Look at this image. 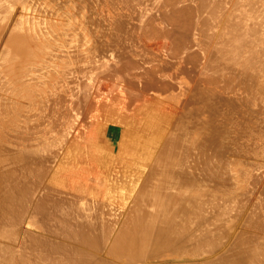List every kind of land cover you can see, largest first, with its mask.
Wrapping results in <instances>:
<instances>
[{"label": "bare ground", "instance_id": "6f19581e", "mask_svg": "<svg viewBox=\"0 0 264 264\" xmlns=\"http://www.w3.org/2000/svg\"><path fill=\"white\" fill-rule=\"evenodd\" d=\"M8 0H0V6H2L3 4H5V5H8V4H14L15 5V3H21L22 5H23V7H24V5H26L24 8H22V11H23V9H25L26 11L28 10V12H30V13H33L32 11H34V8H33V6H32V10L30 11V6H29V2H28V0H27V3H26V1L24 0V2H21V1H17V0H12L13 2L12 3H10L11 2V0H10V2L8 1ZM30 1V0H29ZM50 1H52V0H50ZM50 1H48V2H50ZM56 1V0H55ZM58 1V0H57ZM67 1V0H66ZM65 0L63 1H60V2H66ZM79 1V0H78ZM81 2H82V0H80ZM79 1V2H80ZM99 1V0H98ZM103 1V0H102ZM105 1V0H104ZM104 1H103V3H104ZM109 1V0H108ZM119 1H121V4L120 5H122L123 7H125L127 4H130L132 1L133 2H136V1H134V0H131V1H129L128 0V3L127 2H125V0H119ZM118 1V2H119ZM138 1V0H137ZM140 1V3L141 4H143V3H145V4H143L142 5V8H141V10H143L142 12V15H143V18L146 16V15H144V12L146 11V9H148L149 10V8H151V7H154L155 5L156 6H158L157 5V1H158V4H160L159 6H160V8H163V7H161V6H163L164 5V8L163 9H165V12H167L166 11V8H165V6H167V4L165 5V3L164 2H162L161 0H155L156 2V4L155 5H153V3H152V5L153 6H150L151 5V3H149V2H152L153 0H150L149 2H148V0H147V2H144L143 0L141 1V0H139ZM146 1V0H145ZM163 1H165V0H163ZM177 1V0H176ZM174 2V0H173V2L174 3H177L176 5H180V2H179V4H178V1L177 2ZM183 1H185V0H182L181 2H183ZM187 1V0H186ZM185 1V4L187 3ZM192 1V0H191ZM190 1V2H191ZM228 1H230V0H228ZM228 1L226 2V0H193L192 1V3L194 2V3H196V6H195V8L194 7H192L193 6V4H192V6H190L191 8L190 9H192L193 10V13H195V14H193L192 13V11L189 13V10H187V9H189L188 7H189V5L191 4H187L188 5V7H187V9H185V11L187 10V16H188V14H190V18H192V19H196V24H197V26H198V29L199 28H201V31H199L198 29V31H195L196 29H192V27L194 28V26H195V23L193 24V26L192 27H190L192 30H194L195 32H198L197 34H195V35H199V38H200V36H201V38H205V40L207 39L208 40V43H207V40H206V42H203V40H201V38H200V40H198L199 38L198 37H196V36H194V38L197 40V42L198 41H200V42H198L199 44H197V42H196V40L194 41V43H191V42H189V44L191 43V46L193 47V44H195V42H196V44H195V46L197 47V45L199 46V48L197 47V50H198V52H195L194 50V52L197 54V56H194L193 54H194V52L193 51H191L192 53H191V55H192V57H190L191 55H190V53H189V57H190V63L192 64V61H194V57H195V62H196V64H197V66H196V64H195V66H194V69L196 68V67H199L200 68V70H199V72L198 73H201L202 74V76L204 75L205 77H204V80H205V78H208L210 75H216V76H218V77H224V79H225V76H226V81H229V80H227V76H228V74H227V70H229L230 69V65L232 66L231 68L232 69H234L235 71L233 72V77H235V75L236 76H242L243 77V79H244V81L243 82H246V83H254V85L255 86H257L258 87V89L259 90H262V91H260V95H261V100H262V106H259L258 107V105H257V102L260 100H257L256 101V97L254 96L253 98H251L252 99V102H253V105L257 108V112H258V114L260 115V117H262V119H263V123H264V0H233L234 2H233V4L232 5H227L228 4ZM232 1V0H231ZM15 2V3H14ZM36 2V1H35ZM34 2V3H35ZM41 2H43V1H41ZM44 4L43 5H45V4H48V6L51 4H49L48 2H47V0H44ZM53 2V1H52ZM59 2V3H60ZM68 2V1H67ZM74 2V1H73ZM92 1H90V3H91ZM111 3H113L112 2V0L110 1ZM118 2H117V4H118ZM123 2V3H122ZM133 2H132V5H131V8H132V6H133V8H135L136 6H135V4L137 3H134V5H133ZM160 2V3H159ZM165 2H168V5H171V0L169 1H165ZM7 3V4H6ZM18 3V4H19ZM26 3V4H25ZM36 3H38V7L40 8L41 6H39L40 4V1L38 2V0H37V2ZM57 3V2H56ZM56 3H55V5H56ZM77 2H75V5H77L76 4ZM90 3H88V4H90ZM96 3H97V1H96ZM125 3H127L126 5H124ZM139 2L137 3V4H140ZM146 3H149V5L148 4H146ZM170 3V4H169ZM184 3V2H183ZM183 3H181V6H183ZM230 3H232V2H229V4ZM20 4V5H21ZM92 4V3H91ZM100 4V3H99ZM105 4V3H104ZM163 4V5H162ZM184 4V5H185ZM9 5V6H10ZM20 5H17V8H18V6H20ZM36 5V4H35ZM62 5V4H61ZM72 5H73V3H72ZM115 5V4H114ZM173 5V4H172ZM9 6H5V9H4V7H3V10L1 9V11H0V15H1V13H3L2 15H4L7 11H5L6 10V8H7V10L9 9L10 11H12L13 9L15 10V6L14 7H12L13 5H11V7L10 8H8ZM47 5L46 6H44V8L46 7V9H47V7H48ZM57 6V5H56ZM87 6V5H86ZM89 6V5H88ZM95 6V5H94ZM93 6V7H94ZM113 5H111V7H112ZM116 6V5H115ZM128 6V5H127ZM141 6V5H140ZM140 6H139V9H140ZM147 7V8H145V9H143V7ZM159 6H158V10H159ZM174 7H178V6H175V4L173 5ZM173 6H171V7H173ZM180 6V7H181ZM20 7H22V6H20ZM28 9H27V8ZM37 7V6H36ZM60 7V6H59ZM77 7L79 8L80 6H78L77 5ZM82 7V6H81ZM85 7V6H84ZM84 7H82L83 9H85ZM91 7H92V5H91ZM122 7V8H123ZM129 7V6H128ZM128 7H127V10H129L128 9ZM168 7H170V6H168ZM173 7V8H174ZM0 8H2V7H0ZM38 8V9H39ZM43 8V7H42ZM50 10H51V8L50 7H48ZM61 8L62 9H64L63 8V6H61ZM107 8V7H106ZM126 8V7H125ZM132 8V9H133ZM137 8H138V6H137ZM136 8V9H137ZM173 8H167L168 9V11H169V9H170V12L172 11L171 9H173ZM182 8V7H181ZM185 7H183L182 9H184ZM36 9V8H35ZM56 9H57V7H56ZM69 9V8H68ZM70 9L72 10H70V12H72L71 13V16L73 15V13H74V9H72L71 7H70ZM81 9V8H80ZM82 9V10H83ZM87 9H88V7H87ZM93 9V8H92ZM99 9V8H98ZM112 9V8H111ZM136 9H133V11L134 10H136ZM155 9H156V7H155ZM174 9H176V8H174ZM8 10V11H9ZM20 11H21V9H19ZM45 10V9H44ZM53 10V9H52ZM51 10V11H52ZM54 10H55V8H54ZM59 10V9H58ZM82 10H80V11H82ZM91 10V9H90ZM94 10V12H95V9H93ZM96 10H97V8H96ZM126 10V11H127ZM147 10V11H148ZM151 10H152V8H151ZM158 10H155L154 11V9L152 10V12H157ZM179 10H180V8L178 9V12H179ZM46 11V10H45ZM44 11V12H45ZM50 11V12H51ZM64 11H66V9L64 10ZM63 11V12H64ZM79 11V10H78ZM130 11H132L131 9H130ZM132 11V12H133ZM140 11V10H139ZM146 11V12H147ZM161 11V10H160ZM164 11V10H163ZM162 11V12H163ZM175 12H176V14L178 13L177 12V9L176 10H174ZM172 12L173 14L175 13V12ZM13 12V11H12ZM15 12V11H14ZM27 12V13H28ZM35 12V11H34ZM39 13H40V11H38ZM38 12L36 13L35 12V14H37L38 15ZM50 12H48V13H50ZM55 12H58V11H56L55 10ZM62 11H60V13H61ZM61 13V17L62 16H65L64 14L65 13ZM131 12V13H132ZM137 12L138 11H136V14H137ZM151 12V13H152ZM160 13L159 12V14L160 15H162L163 13ZM170 12H167L166 14L168 15V17L169 18H171L169 15H171V14H169ZM183 10L182 11H180L179 12V14L180 15H183ZM18 13H20V12H18ZM25 13L26 12H24V15H25ZM26 13V14H27ZM66 13H67V11H66ZM77 13V9H76V11H75V14ZM79 13V12H78ZM96 13V12H95ZM44 14V13H43ZM55 14V13H54ZM63 14V15H62ZM67 14H69V12L67 13ZM85 14V13H84ZM92 14V13H91ZM103 14V13H102ZM134 14H135V11H134ZM134 14H131V16H133ZM141 14V13H140ZM140 14H137L136 16H138V15H140ZM147 14V16H149L148 15V13H146ZM156 14V13H155ZM157 14H158V12H157ZM165 14V15H166ZM175 14V15H176ZM178 14V15H179ZM185 14H186V12H185ZM191 14H193V16L194 15H196V14H199L198 16L196 15V17L194 16H192ZM6 15H7V13H6ZM10 15H11V13L9 12V14L7 15L8 17H4L3 16V18H0V20L1 19H3V21L0 23V27H1V33H0V40L1 41H4L5 42V45L3 44V45H1V48L3 49V48H5V49H3L4 51H7V54L3 51V54L4 55H0V58H2L3 56H4V58L6 59L5 60V64L3 63L4 62V58L3 59H0L1 61H0V64L1 63H3L4 64V67L2 68V73L4 72L3 71V69L5 70V74L3 73V75L2 74H0V75H2V77L4 76V79L5 80H3L2 79V81H4V82H2L1 83V85H2V92H5V94L6 93H8L9 95H12L13 97L14 96H16V97H14V98H17V96H18V98H22V100L24 99V100H26V101H30V103H35L36 104V106L38 105V103L40 102V97L42 96V95H47L48 93H51V92H53L54 91V88H52V90H50V88L48 89V91H51V92H45L46 91V89L44 88V86H45V84H46V80L48 81V79H47V76L49 75V73H48V71L50 72V70L48 69L49 68V66H50V68H51V62H48L47 60H46V58L45 57H47V56H45L46 55V49H48L47 48V46L49 47V48H52V46H53V44H52V46H51V43H54V46L53 47H55V45H56V47L58 46L59 48L61 47L62 48V50H61V48L59 49L58 47V49L59 50H61L60 52H63V49H67V47L68 46H65V48H63L64 46H63V44H65V45H67L66 44V42L64 43V40H63V37L62 38H59V37H61L60 35H65L66 33H68V31L67 32H65V33H63L64 32V30H61L62 28L63 29H65L64 28V26L63 27H61V26H59L58 27V29L59 30H61V31H59L58 32V29H56V27L58 26V25H56V26H53L52 25V27H50V25L48 26L46 23L47 22H44V21H49V23H50V18L52 17H49V19L50 20H48V19H46V20H44V18H42V19H40V20H42L43 21V24L41 25V26H43L44 24H45V26H48V28L50 29L49 30V32H47V31H42V29H44L45 27H43V28H41V26H40V28L37 26V24L39 23V22H37L38 21V18H39V16L37 17V15H36V17H32V16H29V15H26V17H24V16H22L21 14V16L22 17H24V19H26L27 18V16L29 17L28 19H26L27 21H24L23 20V18H22V20L24 21V22H22V24H20V26L19 25H17L18 27H16V28H13L14 26H13V18H11L10 17ZM12 15H13V13H12ZM40 15V14H39ZM56 16H57V13L55 14ZM93 15V14H92ZM106 15V14H105ZM164 15V14H163ZM163 15H162V17H163ZM204 17H203V16ZM40 16H42V15H40ZM58 16H59V12H58ZM71 16L69 15V17L67 18L66 16V18L68 19V21L69 20H71L72 22H73V19H75L76 20V18H78V17H76V18H71ZM75 16V15H74ZM77 16V15H76ZM85 16V15H84ZM96 16V15H95ZM98 16V15H97ZM128 16V15H127ZM126 15H125V17H127ZM141 16V15H140ZM151 16V15H150ZM177 16V15H176ZM186 16V17H187ZM192 16V17H191ZM201 16V17H200ZM17 17V16H16ZM31 17H32V20H33V18H35V20H36V22H37V24L35 23V21H32L31 20ZM60 17V18H61ZM161 17V16H160ZM167 16H165V17H163L162 19H165ZM168 17H167V19L166 20H168ZM180 16H177L175 19L177 20V21H179L180 23H177V24H179V25H177V26H183V25H185L187 22H192V21H194V20H188L187 18H186V23L184 22V24L183 23H181V21H180V19L183 17L184 18V16H182V17H180V19L178 20L177 18H179ZM15 18V17H14ZM19 18V16L17 17V19ZM48 18V17H47ZM55 18V17H54ZM53 18V19H54ZM66 18H65V20H66ZM81 18V20L82 19H84L85 17H79L78 18V21L76 20V22H78L79 24H80V22H82L81 20H79ZM112 18H114V17H112ZM117 19H118V17H116ZM122 18V17H121ZM136 18H138V17H136ZM140 18V17H139ZM143 18L141 17V19H139V21H143L142 23L144 24V21L145 20H143ZM173 18H174V16H173ZM173 18L171 19L172 21H173ZM182 18V20L184 21V19ZM189 18V19H190ZM85 19H87V17L85 18ZM85 19L83 20V21H85ZM91 19V18H90ZM89 19V20H90ZM98 18H96V21L98 22V20H97ZM108 19V18H107ZM125 19V21H126V18H124ZM135 19V18H134ZM151 19H153L152 17L149 19V17H147L146 18V21L147 20H151ZM174 19V21H176ZM21 20V21H22ZM39 20V21H40ZM56 20H59L58 18L57 19H55V21ZM62 20V19H61ZM64 20V19H63ZM64 20V21H65ZM74 20V21H75ZM89 20H87L88 21V24L90 23L89 22ZM92 20V19H91ZM90 20V21H91ZM101 20L103 21L104 20V18H101ZM110 19H108V21H109ZM115 20V19H114ZM138 20V19H137ZM154 20V19H153ZM15 21V20H14ZM42 21H40V23H42ZM52 21H54V20H51V22ZM67 21V20H66ZM67 21V22H68ZM107 20H105V22H106ZM116 21H118V20H116ZM115 21V22H116ZM119 21L121 22V20H120V18H119ZM119 21H118V23L117 24H115L116 25V27H118L119 25L118 24H120L119 23ZM128 21V20H127ZM126 21V22H127ZM129 21H131V18L129 19ZM132 21H134V20H132ZM131 21V22H132ZM174 21H173V24H174ZM17 22V21H16ZM56 22H60V20L59 21H56ZM66 22V23H67ZM70 22V21H69ZM63 23V22H61V24L63 23L64 25H65V27L67 26H70L69 24H71L72 22H70V23ZM75 22V23H76ZM97 22H95L94 24H97ZM101 22V21H100ZM100 22H98V23H100ZM104 22V23H105ZM110 22V21H109ZM123 22V21H122ZM131 22H129V24L131 23ZM138 22V21H137ZM152 22H154V25L155 26H157L156 24V22L157 21H152ZM33 23H35V24H33ZM74 22L72 23V26H70V27H74V29H71V28H69V31L71 30V34H73V37H74V39H78V41H75L74 39H73V37L72 38H70V45H71V39H73V41H74V43L75 42H79V38H78V36L79 35H77V32H78V30L79 29H77L78 27H79V25H78V23H77V25H78V27L76 28V24H75ZM85 23H87V22H85ZM91 23H93V20H92V22ZM102 23V22H101ZM111 23V22H110ZM124 24H125V22H123ZM128 23V22H127ZM126 23V24H127ZM148 23V25H150V24H153V23H151L150 22V24H149V22H147ZM147 23H146V27L148 26L147 25ZM190 23L188 24H186V25H190ZM193 23V22H192ZM201 24V26H199L200 24ZM17 24V23H16ZM58 24H60V23H58ZM62 24V25H63ZM124 24H121L120 26H122V27H125L124 26ZM128 24V25H129ZM133 24V23H132ZM132 24H130V25H132ZM140 24H141V22H140ZM143 24H141L142 25V27H141V29L144 27L147 31H148V29L150 28V27H152V26H150L149 28L147 27H145V24H144V26H143ZM176 24V23H175ZM180 24H182V25H180ZM199 24V25H198ZM15 25V24H14ZM39 25V24H38ZM90 26H91V24H89ZM88 25V26H89ZM98 25V24H97ZM96 25V26H97ZM101 25H104V24H101ZM107 25H108V23H107ZM114 25V26H115ZM118 25V26H117ZM136 25V24H135ZM134 25V26H135ZM159 25H161V23H158V26ZM85 27H86V24L84 25ZM89 26V27H90ZM95 26V25H94ZM93 26V27H94ZM106 26V25H105ZM110 26H111V24H110ZM119 26V27H120ZM127 26V25H126ZM133 26V27H134ZM157 26V27H158ZM163 26V25H162ZM161 26V27H162ZM167 26V25H166ZM176 26V27H177ZM103 27V26H102ZM122 27H120V28H122ZM136 27H137V25H136ZM165 27V26H164ZM179 28V29H182V28ZM47 28V29H48ZM88 28V27H87ZM96 28H99L98 26L96 27ZM100 28H101V26H100ZM128 28V27H127ZM131 28V27H130ZM130 28H128V30L130 29ZM140 27H139V25H138V28H136V29H139ZM159 28H160V26H159ZM167 28V29H166ZM165 29L167 30H165V29H163L162 30V28H160L161 30L160 31H166V32H164V33H167V35H170L171 36V34H172V36L171 37H175V35H173V34H175L174 32H171V30H170V32H171V34L168 32V28L169 27H166ZM67 29V28H66ZM81 29H83V26H82V28H81V25H80V31H82ZM91 29H94L95 31H97L96 29H95V27L94 28H92V26L90 27V29H89V31L91 30ZM106 29H109L108 28V26H106ZM106 29H103V30H106ZM124 29V28H123ZM122 29V30H123ZM141 30V31H146V30ZM151 29V34H153V32H158L159 31V29H157V31H155L156 30V28H155V30L154 29H152V28H150ZM150 29H149V31H150ZM188 29V28H187ZM190 29V30H191ZM68 30V29H67ZM85 30V32H87L86 31V28L84 29ZM84 30H83V32H82V34L84 33ZM88 30V29H87ZM101 30V29H100ZM102 30V31H103ZM112 30V29H111ZM111 30H109V31H111ZM115 30V29H114ZM125 31H123L124 33H122L121 35L123 36V34H124V36H125V34H126V38H127V33H126V31H127V29L125 28L124 29ZM131 31H133L132 33H133V35H135L136 36V34H138V32H140L139 30H138V32H136V34H134L135 32H134V30L135 29H130ZM152 30H154V31H152ZM184 30V29H183ZM191 30V31H192ZM79 31V32H80ZM102 31H101V33H102ZM108 31V30H107ZM107 32V33H110L111 34V32ZM116 31H118V28H116ZM119 31H121V29H119ZM146 31V32H147ZM173 31V30H172ZM188 31V30H187ZM189 32V34L190 33H195L194 31L193 32ZM79 32H78V34H79ZM99 30L97 31V32H95L96 34H95V36L96 35H98L99 33ZM103 32H106V31H103ZM112 32H114V31H112ZM89 34H92L91 32H88ZM98 33V34H97ZM106 33V34H107ZM116 33V32H115ZM129 33V32H128ZM132 33H131V35H132ZM141 33V32H140ZM145 33V32H144ZM141 33V34H143V35H145V34H147L148 36H146L147 38L149 37L150 38V36H149V33L150 32H147V33ZM164 33H162L161 32V34L160 33H158L159 35L158 36H160V35H164ZM169 33V34H168ZM188 33V32H187ZM105 33H104V38L102 37H100V39L102 40L103 39V42L105 41V35H106ZM118 34V33H117ZM120 34V33H119ZM130 34V33H129ZM139 35V37H140V39H141V36L142 35ZM155 34V33H154ZM157 34V33H156ZM47 35V38L45 37ZM70 35V34H69ZM81 35V34H80ZM86 34H84L83 36H85ZM112 35H114V33L112 34ZM162 35V36H163ZM167 35H164V37L165 36H167ZM184 35V34H183ZM185 35H186V33H185ZM184 35V36H185ZM194 35V34H193ZM82 36V35H81ZM81 36H79V37H81ZM92 36V35H91ZM101 36H102V34H101ZM118 36V35H117ZM145 36H144V38H145ZM152 36V35H151ZM153 36H155V35H153ZM157 36V37H158ZM162 36H160V38H162ZM169 36V37H170ZM176 36H178V35H176ZM180 36H181V34H180ZM186 36H189V35H186ZM183 37L185 40L187 39V37ZM191 36V35H190ZM189 36V37H190ZM203 36V37H202ZM5 37L6 38H8L6 41H5ZM49 37H50V39H52V41L53 42H49ZM70 37V36H69ZM69 37H67V38H69ZM88 36H86V38H87ZM96 37H98L99 38V36H96ZM108 37V36H107ZM111 37V36H110ZM114 37L116 38V36L114 35ZM121 37V36H120ZM120 37H117V39L116 40H120ZM131 37V36H130ZM130 37H128V38H130ZM163 37V38H164ZM168 37V36H167ZM166 37V39H168L169 40V37L167 38ZM191 37H193V36H191ZM43 38V40H44V42L41 40ZM64 38H66V36L64 37ZM83 38V37H82ZM82 38H80L81 39V41H83L82 40ZM93 38H94V36H93ZM97 38V39H98ZM114 38V39H115ZM119 38V39H118ZM122 38V37H121ZM124 38V37H123ZM132 38V37H131ZM130 38V39H131ZM135 38H137V37H135ZM147 38H145V40L147 39ZM148 38V41H149V44H150V39ZM156 38V37H155ZM162 38V39H163ZM175 38H177V37H175ZM180 38V37H179ZM179 38H178V40H179ZM63 40V43H61V41H59V40ZM85 39V38H84ZM88 39H92V38H89L88 37ZM99 39V40H100ZM113 39V36H112V38H111V42H112V40H113V42L115 41ZM130 39H127L128 40V43H129V40ZM133 39V38H132ZM131 39V41L130 42H132L133 40ZM138 40H139V38H137ZM137 39H134L135 40V42H136V40ZM156 39H158V38H156ZM171 39V38H170ZM87 40V39H86ZM95 40H96V38H95ZM100 40V41H101ZM127 40H124V41H127ZM151 40L153 41V40H155L154 38L152 39L151 38ZM172 40V39H171ZM173 40H175V39H173ZM182 36H181V43H182V45H180L181 47H185L186 46V44L185 43H187V41H188V39H187V41L186 42H182ZM192 40V39H191ZM88 41V40H87ZM98 41V40H97ZM121 41H123V39H121ZM144 41V40H143ZM147 41V40H146ZM163 41H165L164 39H163ZM176 41V40H175ZM190 41V40H189ZM85 42V40L83 41V43ZM89 42V41H88ZM102 42V43H103ZM111 42H108V44L107 45H109V43H111ZM116 42V41H115ZM115 42H114V44H115ZM156 42H158V41H155V43L154 44H156ZM192 42H193V40H192ZM3 43V42H2ZM48 43H50V44H48ZM74 43H72V44H74ZM89 43H91V42H89ZM89 43H88V45H89ZM119 43V42H118ZM124 43V42H123ZM138 43V42H137ZM136 43V44H137ZM173 42L172 41H170V44H172ZM175 43V42H174ZM180 42H179V44H181ZM207 43V44H206ZM76 44H78V45H80V47H84V45L82 44V42H81V44H80V42L79 43H76ZM75 44V46H78V45H76ZM87 44V43H86ZM92 44V43H91ZM100 44V43H99ZM111 44H113V43H111ZM120 44H121V42H120ZM124 44H126V43H124ZM123 44V45H124ZM146 44H148V42L146 43ZM145 44V45H146ZM152 44H153V42H152ZM151 44V45H152ZM161 44H164V45H162L164 48H166V46L168 45L167 44V42L166 43H164V42H161L160 43V45H158V46H160L161 47ZM165 44H167V45H165ZM169 44V45H170ZM176 44V43H175ZM177 44H178V42H177ZM177 44H176V46H177ZM185 44V45H184ZM206 44V45H205ZM69 45V46H70ZM100 45H102V44H100ZM117 45H119V44H117ZM116 45V46H117ZM132 46L131 44H128V46ZM157 45V44H156ZM3 46V47H2ZM51 46V47H50ZM75 46H73V49H74V47ZM87 46V45H86ZM90 46V45H89ZM94 46V42H93V45H92V47ZM98 47H99V45H97ZM96 46V47H97ZM119 46H121V47H124L125 48V45L124 46H122V45H119ZM127 46V45H126ZM134 46H135V44H134ZM134 46L132 47L133 48V50L135 49L134 48ZM153 46V45H152ZM158 46H156V47H158ZM172 46V45H171ZM170 46V47H171ZM173 46H174V44H173ZM172 46V47H173ZM176 46L174 47V48H176ZM179 45H178V47H180ZM187 46H189V45H187ZM191 46H189L188 48H187V50H186V48H184V50L185 51H190V47ZM195 46L193 47V48H195ZM72 47V46H71ZM78 48V51H79V54L78 55H80L82 52H84L83 50H85L86 51V48L84 49L83 48V50H81V48ZM91 47V46H90ZM101 47V46H100ZM99 47V48H100ZM109 47V49H110V46H108ZM114 47H115V45H114ZM118 47V46H117ZM136 47V46H135ZM137 47H138V45H137ZM136 47V49H135V51H133V50H131V48L128 50V54L130 55V54H133L132 52H134V55H136V51H137V56H144L143 58H140V59H142V60H145V61H149V66H150V59L149 58H151V57H153V58H151V60L152 59H154V55L156 54L155 53V51L153 52L151 49H152V47H151V51H152V53H154L153 55H152V53H151V57L149 56L150 55V53H149V55L147 56V54H146V52H145V49H144V52H145V54L146 55H144V52H143V50H142V52H141V50H140V52H141V54H143V55H139V49ZM145 47V46H144ZM143 47V48H144ZM150 47V46H149ZM159 47V48H160ZM170 47H168L169 48V50L167 51V52H169V51H172V49L170 50ZM181 47L179 48L180 50H181ZM43 48L45 49V50H43ZM75 48H77V47H75ZM98 48V49H99ZM101 48H103V46L101 47ZM111 48H113V46L111 47ZM120 48V47H119ZM124 48H123V51L125 52L126 51V48H125V50H124ZM141 48H142V46H141ZM145 48H147V46L145 47ZM162 48V47H161ZM174 48H173V50H174ZM1 49V50H2ZM54 49V48H53ZM56 49V48H55ZM58 49H56V50H58ZM65 49V50H66ZM69 49V48H68ZM70 49H72V48H70ZM70 49H69V51H70ZM72 49V50H73ZM89 48H87V50H88ZM92 49V48H91ZM94 49V48H93ZM92 49V50H93ZM97 49V48H96ZM97 49V50H98ZM105 49H106V47H105ZM109 49H107V51H108V56L109 55H111V56H109V57H113L112 55L113 54H118V53H121L120 51H119V49H118V53L117 52H113V53H111V51H109ZM115 49V48H114ZM122 49V48H121ZM178 49V48H177ZM0 50V51H1ZM65 50H64V52H65ZM75 50H77V49H75ZM95 50V49H94ZM94 50H93V52H94ZM102 50V49H101ZM110 50H112V49H110ZM115 50H117V49H115ZM154 50V49H153ZM157 50V49H156ZM164 51H165V49H163ZM180 50H179V52H178V54L180 53ZM192 50V49H191ZM43 51H45V53L43 52ZM47 51H51L50 53L52 54L53 52L55 53V52H57V51H53L52 52V50L51 49H49V50H47ZM78 51L76 52V53H74V52H72V53H74V54H76L75 56H77V53H78ZM91 51V50H90ZM96 51V50H95ZM102 51H104V50H102ZM102 51H101V54H100V57H99V55H98V52H97V56L99 57V59L101 58V56L104 54H102ZM106 51V52H107ZM122 51V50H121ZM129 51H131V53H129ZM146 51H148V50H146ZM158 51V50H157ZM156 51V52H157ZM175 51H176V49H175ZM175 51H173V54L174 55H176V53H174ZM59 52V51H58ZM66 52H68V50L66 51ZM110 52V53H109ZM124 52H122L123 54H127V53H124ZM161 51H159V53H160ZM182 52H183V54L185 55V53H184V51H183V49H182ZM45 55H44V54ZM72 53H70L69 52V54L67 55V54H62V55H64V56H60L61 54L60 53H56V54H60L59 55V57H61L60 58V60H62V61H64V63H66V61L65 60H67V62H68V60H69V62H70V59L71 58H74V56L73 55H71V56H73V57H71L70 58V54H72ZM85 53V52H84ZM84 53H82V57L83 58H85V55H84ZM91 53H92V51H91ZM100 53V52H99ZM158 53V52H157ZM158 53V54H159ZM170 53V52H169ZM172 53V52H171ZM0 54H1V52H0ZM6 54V55H5ZM47 54H49V53H47ZM94 54V56H95V53H93ZM123 54H121V55H123ZM157 54V56H156V58L158 57V56H160V55H158ZM166 54H168V53H166ZM182 53H181V55H183ZM186 54H188V52L186 53ZM41 55V56H40ZM67 55V56H66ZM89 55H91V54H89ZM88 54H86V59H88L89 57H91V56H89ZM105 55V54H104ZM103 55V56H104ZM119 55V54H118ZM120 55V56H121ZM129 55L128 56H126V55H123V56H126L127 58H129V60L130 61H128L127 59H125V57H123L124 59H122L121 61H123L124 60V62H125V60H127L124 64H126L127 62H131V60H132V63H133V60L136 62V63H139V64H137V67L135 66V64H133L134 66H131V68L133 69L134 67L135 68H138V67H140L139 65H141L140 64V61L139 60H137V58H136V60H135V57H133V56H131L130 55V57H132V58H130L129 57ZM165 55V54H164ZM180 55V56H181ZM198 55H199V59H197L198 58ZM6 56V57H5ZM8 56V57H7ZM45 56V57H44ZM52 56V55H51ZM50 56V54H49V58H50V60L52 61L53 59L55 60V58H53V57H51ZM53 56H54V54H53ZM56 56V55H55ZM54 56V57H55ZM81 56H79V58H81ZM102 56V57H103ZM105 56H107V55H105ZM105 56L103 57V58H105ZM145 56H146V58H145ZM161 56H163V55H161ZM159 57L158 59H160V61H162L164 58H162V57ZM168 56H170V54H168ZM177 56H179V55H177ZM179 56V57H180ZM187 56V55H186ZM186 56H185V61H187V58H186ZM194 56V57H193ZM47 57V58H48ZM66 58L65 60L64 59H62V58ZM67 57L69 58V59H67ZM78 57V56H77ZM97 57V58H98ZM109 57H107V58H109ZM114 57H117V56H114ZM113 57V58H114ZM122 57V56H121ZM149 57V58H148ZM184 57V56H183ZM197 57V58H196ZM48 58V59H49ZM79 58L77 59L76 57L74 58V60L73 59H71V60H73L74 61V63H75V61H76V59H77V61L76 62H78L77 64L78 65H80V61L82 62V60L85 62V60L82 58L80 61H79ZM93 55H92V57L91 58H89L90 60H88L89 61V63H87L88 61L86 60V64H91L92 65V63H94L93 65H95V62H97V64H98V62L99 61H96V60H98V59H96L95 60V62H94V59L95 58H93ZM147 58H148V60H147ZM155 58V59H156ZM161 58H162V60H161ZM165 58H166V56H165ZM174 58V57H173ZM181 58V57H180ZM179 58V61H180V63L182 62V60ZM56 59H58L57 57H56ZM91 59L93 60V62L91 61ZM112 59V58H111ZM119 59H121L120 57H119ZM139 59V58H138ZM154 59V60H155ZM158 59H156L158 62H159V60ZM168 59H170V60H173V59H171V56H170V58L168 57L165 61H166V63H164V66H165V64H167L168 62H169V64L171 63V61L169 60L168 61ZM53 60V62H55ZM59 60V59H58ZM57 60V62L58 63H60V60L58 61ZM100 60H102V59H100ZM107 61V59L105 58L104 59V61ZM109 60H110V58H109ZM108 60V61H109ZM115 61V62H117V59L115 60V58L114 59H112V61ZM155 60V61H156ZM174 60H175V58H174ZM177 60H178V57H177ZM192 60V61H191ZM111 60L109 61V63H106L107 65L105 66V68H104V70L105 69H107V67L109 66L108 64H110L111 62H112ZM119 62H117V63H115V62H113V63H115V64H113V65H110V67L111 66H113L114 68H112L111 67V69L112 70H109L110 69V67H109V71H111V73L108 71V72H106L107 70H102V71H104V73H105V76H106V73H107V76L109 75V73H110V76H109V80L110 81H112L113 79H110V77L112 78V71H113V69H114V73H115V70H116V68H117V66H114V65H116V64H119L120 63V60H118ZM138 61V62H137ZM157 61H156V64H158L157 63ZM72 62V61H71ZM70 62V63H71ZM84 62H82L83 64H84ZM134 62V63H135ZM154 62V61H153ZM153 62H151V63H153ZM173 63H175L174 61H172ZM189 62V61H188ZM58 63H57V66L56 67H58ZM63 63V62H62ZM70 63H68V64H70ZM73 63V62H72ZM74 63L72 64L73 66H71V67H69V68H71L70 70L72 71V72H75L76 71V66L77 65H75V71H73L72 70V67H74ZM100 63H102L101 61H100ZM99 63V65L101 66L102 65V67L104 66L103 64H100ZM122 64H123V62H121ZM144 63V62H143ZM160 63V62H159ZM176 63H177V61H176ZM175 63V64H176ZM194 63V62H193ZM37 64H38V68H40V70H42V72H44V70L46 69H48V71H45V72H47L46 74H48L47 76H46V80L44 81L43 79H44V74H45V72H44V74H42V72H41V74L39 73V72H37L36 71V73H38V74H36V73H33V69L34 68H31V67H35V65L37 66ZM61 64V63H60ZM83 64H81V65H83ZM112 64V63H111ZM121 64V65H122ZM155 64V65H156ZM161 64V63H160ZM159 64V65H160ZM169 64H167L166 66H168ZM34 65V66H33ZM53 65V64H52ZM91 65H89V69H90V66ZM120 65V66H121ZM127 65H128V63H127ZM126 65V67H128L129 65H131V63L127 66ZM154 65V64H153ZM153 65H151V66H153ZM162 65H163V63H162ZM54 66V65H53ZM53 66H52V68H53ZM62 65H60V67H61ZM88 66V65H87ZM87 66L86 65H83V69L84 70H82V71H84V72H82V74H83V76L82 75H80V73H79V75L81 76V77H84L85 76V72H87L86 70L88 69L87 68ZM96 66V65H95ZM119 65H118V68L120 67ZM124 66V65H123ZM123 66H121L122 68H123ZM145 66V65H144ZM148 66V65H147ZM148 66V67H149ZM63 68H64V66H62ZM79 67V66H78ZM81 67H79L78 69H77V71L78 72H80L79 70H80V68ZM86 69H85V68ZM92 67V66H91ZM141 67H143V66H141ZM160 67H161V65H160ZM37 68V69H38ZM51 68V69H52ZM65 68L67 69L68 67H66V65H65ZM64 68V69H65ZM94 68V70H95V74H97V73H99L100 75H99V77L100 76H102V74L100 73V71L98 70L97 71V69H100V67H98V66H96V68L97 69H95V67H93ZM93 68L92 69H90L91 70V73H92V70H93ZM118 68H117V70H116V73L115 74H117V75H115L114 73V75L116 76L115 78H118V77H121L120 75H121V73H122V77L121 78H124L123 76V74H125V72H122L123 70H122V68L120 69V70H118ZM131 68H129L131 71L130 72H128V73H131L132 72V74H134V76H137V75H139L140 73V71H142V70H140L139 72H137V75L135 74L136 73V69L134 70V71H132V69ZM155 68H158V67H155ZM36 69V67H35V70H37ZM60 69V68H59ZM88 69V70H89ZM102 69V68H101ZM163 69H164V67H163ZM162 68L160 69L161 71L163 70ZM166 69V68H165ZM53 70V69H52ZM54 70H55V67H54ZM90 70L88 71V72H90ZM122 70V71H121ZM127 70V69H126ZM126 70H124V71H126ZM138 70H139V68H138ZM150 70V69H149ZM157 70V69H156ZM155 70V71H156ZM56 71H58V69L56 68ZM64 71V70H63ZM66 71V70H65ZM64 71V72H65ZM76 71V74L75 73H73L74 74V78H77V76L75 77V75H78L77 72ZM96 71H97V73H96ZM119 71H121V72H119ZM153 71V70H152ZM155 71H153V72H155ZM165 71V70H164ZM196 71H198L197 69H196ZM201 71V72H200ZM227 71V72H226ZM231 71V70H230ZM229 71V72H230ZM63 72V74H66V72L64 73ZM72 72L70 73V76L72 75L73 76V74H72ZM120 73L119 75H118V73ZM143 72H145V71H143ZM143 72L141 73L142 74V76L141 77H143ZM148 72V71H147ZM147 72H145V73H147ZM152 72V73H153ZM159 72V71H158ZM157 72V73H158ZM166 72V71H165ZM226 72V73H225ZM228 72V73H229ZM0 73H1V70H0ZM52 73V72H51ZM54 73V72H53ZM52 73V74H53ZM60 73H61V75L58 73V76H63V77H66L65 75H62V70H60ZM68 73H69V71H68ZM89 74V73H87V74H89L88 76H90V78L92 77V75H94L93 73L92 74ZM103 73V72H102ZM103 73V74H104ZM139 73V74H138ZM149 73H150V71H149ZM160 73V76H162V74L164 73V72H162V74H161V72H159ZM51 74V75H52ZM86 74V75H87ZM127 74V73H126ZM126 74H125V76H126ZM131 74V76H133ZM156 74V73H155ZM227 74V75H226ZM231 74V73H230ZM34 75H35V77H34ZM55 75H57V74H55ZM66 75H68V74H66ZM114 75H113V77H114ZM145 75V74H144ZM148 75V74H147ZM146 75V76H147ZM200 75V74H199ZM34 77V79H36V76H38V79H36V80H34L33 79V77ZM53 76V75H52ZM71 76V77H72ZM96 76V75H95ZM106 76V77H107ZM118 76V77H117ZM130 76V75H129ZM130 76V77H131ZM149 76H152V75H149ZM153 76H155L154 74H153ZM177 76V75H176ZM179 76V75H178ZM216 76L215 77H213L214 79L216 78ZM19 77H21L22 79H20ZM43 77V78H42ZM54 77V76H53ZM57 77V76H56ZM60 77H58V78H60ZM62 77V78H63ZM69 77V76H68ZM68 77H67V80H68ZM80 77V78H81ZM99 77H97V78H99ZM106 77H104V75H103V78L104 79H106L107 80V78ZM126 77H128V76H126ZM138 77V76H137ZM148 77V76H147ZM146 77V78H147ZM158 77H159V75H158ZM157 77V78H158ZM200 77V76H199ZM212 77V76H211ZM218 77H217V79L216 80H218ZM228 77H231V75L230 76H228ZM1 78V77H0ZM48 78H50V76H48ZM73 78V77H72ZM89 78V77H88ZM87 78V79H88ZM95 78V77H94ZM101 78V77H100ZM133 78V77H132ZM139 78V77H138ZM137 78V79H138ZM210 78V77H209ZM208 79L209 81V84L212 86V83L213 82H215V81H213L214 79ZM239 78V77H238ZM24 79V81H22ZM34 80V81H39V79H41L42 81H41V84L42 83H44V84H42L43 86H39V85H37L36 83L37 82H35V86H39V88L41 87V91H38L37 90V88L35 89L33 86H31V85H33V83L34 82H31V80ZM51 79H52V77H51ZM57 79V78H56ZM56 79H54V80H52V82L54 81V82H57V81H55ZM78 79V78H77ZM87 79H85V80H81L80 81V83H83V82H85V83H83V85H85L86 83H87ZM124 79H126V78H124ZM134 79V78H133ZM133 79H131V78H129V81L131 80H133ZM141 79V78H140ZM139 79V80H140ZM143 79V78H142ZM141 79V80H142ZM150 79H153V78H151L150 77ZM201 79H203V78H201L200 77V80ZM223 79V78H222ZM229 79V78H228ZM241 79V78H240ZM240 79H238V80H240ZM1 80V79H0ZM21 82V86L19 85L20 84V82ZM57 80H59V79H57ZM64 79H62L61 81H63ZM66 80V79H65ZM69 80H71V79H69ZM90 80V79H89ZM94 79H91L90 81H93ZM99 79H97V81H98ZM104 80V82H101L102 83V87H104L103 86V83L105 84V82H106V85L107 86H109V84H111L109 87H106V88H108V90H109V88L110 89H112L113 87H112V83L110 82L109 83V81L107 80ZM134 80H136V79H134ZM133 80V81H134ZM140 80V81H141ZM147 80V79H146ZM156 80V79H155ZM207 80V79H206ZM213 82H212V81ZM60 81V80H59ZM58 81V82H59ZM75 81V80H74ZM73 81V82H74ZM78 81H79V79H78ZM90 81L88 82V84H86L85 85V87H84V89H83V87H82V84H79V85H81V89H80V87H79V85L78 86H76L77 85V82H75L76 84H75V86H74V89H75V87H79V90L81 91V94H82V98H80L81 96H79V95H81V94H79V95H76V94H78V93H75V95H74V93H73V95H74V97H73V99H74V101L75 100H77L76 98H80V99H78L77 101H78V103L77 102H75V103H77V104H75L76 106L78 105V110H79V108H80V110L83 112V110H84V107H85V102H86V100H89L88 98H92V100H93V103H90V104H93V106H90V104L88 103V102H92L91 100L90 101H87V103L89 104L88 106H86V109L85 110H87L88 108L90 109V107H93V109H94V112H93V109L91 108V110H90V112L88 111L87 113H89V114H86V116H83V117H85L86 119L85 120H87V118L89 117V120H87V121H89V123L88 122H83V120H82V122H83V124L85 123V125H87V124H91V126L93 125V124H96L97 126H98V124L97 123H99L101 120V118H104V120H106L107 119V121H105V124L103 125V135L105 136V138H107V140H108V143H107V145L108 146H110L111 144H112V142L111 141H113V139L115 138V136H116V130H117V126H114L115 128L114 129H112L111 130V126H113V125H116V124H114V122H111V123H113V125H110L109 124V121H108V116H109V118L111 119L112 117V119L111 120H113L114 119V117L115 116H117L116 114H115V110L113 109V107H112V105L114 104V102L113 101H111L110 100V102H109V104H110V107H111V110L112 111H114V115L111 117L110 116V114L112 113V112H110V114H108V112H109V108L110 107H107V105L105 104V106H106V109L105 110H107V108H108V112H107V114H105V117H103L104 115H102V114H100L99 113V110L98 109H95L96 107L97 108H100V101H101V96L99 95V94H102V93H98L97 91H100V92H103L102 91V89L100 88L101 86V83H100V85L97 83H95L94 81H93V83H95L97 86H98V88L99 89H96V88H94L92 85H93V83H92V85L91 84H89L90 83ZM96 81V80H95ZM99 81H103V79L102 80H99ZM98 81V82H99ZM114 82L116 81V79L115 80H113ZM119 81H120V78H119ZM118 81V82H119ZM128 81V80H127ZM159 81V80H158ZM197 81V80H196ZM202 82L201 83H203L204 81L203 80H201ZM230 81H231V79H230ZM229 81V82H230ZM241 81V82H242ZM1 82V81H0ZM32 83V84H28L27 85V83ZM49 82H51V81H49ZM53 82V84L52 85H54L55 87H57L56 85L58 84V82L57 83H54ZM63 82H65V81H63ZM63 82H61L60 84H65V85H69V82L67 81V84L66 83H63ZM72 82V83H73ZM117 82V81H116ZM136 82V81H135ZM139 82V81H138ZM148 82V81H147ZM221 82V81H220ZM16 83H19V84H17V85H15L14 86V84H16ZM26 83V84H25ZM39 83V82H38ZM79 83V82H78ZM109 83V84H108ZM130 82H128V84H129ZM131 83H133L134 84V82H131ZM200 83V82H199ZM224 83V84H223ZM234 83V82H233ZM239 83V82H238ZM40 84V85H41ZM49 84V83H48ZM50 84V85H51ZM56 84V85H55ZM60 84H59V86H60ZM70 84H71V82H70ZM114 84V83H113ZM118 84V83H117ZM116 84V85H117ZM133 84H129V85H132V86H135V85H133ZM137 84H139V83H137ZM194 84H196V83H194ZM209 84H205L206 86L207 85H209ZM215 84H217V82L215 83ZM215 84H213V85H215ZM219 84V83H218ZM227 84H229V83H227ZM226 84V82H225V80L223 81V82H221V85L219 84V86H221L222 87V85H223V87L222 88H224V85L226 86L227 85ZM22 85H25V86H22ZM52 85H51V87H52ZM64 85V86H65ZM88 85H89V91H87L88 89H86V91H84L85 90V88L87 87L88 88ZM115 85V84H114ZM119 85V84H118ZM126 85H127V83H126ZM209 85V86H210ZM234 85V84H233ZM232 84H231V86H233ZM236 85V84H235ZM234 85V86H235ZM48 85H46V87H47ZM53 86V87H54ZM59 86L57 87L58 88V91L60 92V90H59ZM73 86H71V89H70V91L73 89ZM90 86H92V87H90ZM95 86V85H94ZM128 86V85H127ZM126 86V87H127ZM218 86V87H219ZM230 85L228 86H226V87H228V91H229V87H231ZM252 86V85H251ZM49 87V86H48ZM61 87V86H60ZM69 87V86H68ZM114 87H116V86H114ZM119 88V90L120 89H122V88H120L121 86H118ZM129 87V86H128ZM213 87V86H212ZM221 87H219L218 89H222ZM226 87H225V90H227L226 89ZM237 87V86H236ZM243 87V86H242ZM254 87V86H253ZM45 89V91H44V89ZM61 88H63L62 90H61V92L63 91V92H67L68 91V88H67V90L65 91V88L64 87H61ZM117 88V87H116ZM123 88H124V86H123ZM130 88V87H129ZM129 88H127V90L129 89ZM149 88V87H148ZM151 88V87H150ZM202 88L204 89V87H201V88H199L200 90H197V93L198 94H204V93H206L204 90V92L202 91ZM208 88V91L209 90H213V92H215V93H217V91L215 90V88L216 87H214L213 89L211 88L210 89V87H207ZM232 88V87H231ZM248 88V87H247ZM1 89V88H0ZM73 89V91L75 92V90ZM78 89V88H77ZM101 89V90H100ZM105 89V87L103 88V90ZM249 89H250V87H249ZM57 90V89H56ZM77 91V92H79L80 93V91ZM116 90V89H115ZM115 90H109V91H111L112 92V94H113V92H117V91H115ZM130 90H133L132 88L130 89ZM158 90V89H157ZM205 90H206V88H205ZM223 90V89H222ZM234 90H236V88L234 89ZM1 91V90H0ZM44 91V92H43ZM73 91H71V92H73ZM83 91H84V93H83ZM122 91V90H121ZM151 91V90H150ZM202 91V92H201ZM241 91V90H240ZM1 92V93H2ZM42 92V93H41ZM55 92V91H54ZM62 92V93H63ZM104 92H105V90H104ZM103 92V93H104ZM106 92H107V90H106ZM201 92V93H200ZM212 92V93H213ZM222 93L221 92V90H219L218 91V93ZM230 92V91H229ZM1 93H0V95H1ZM44 93H46V94H44ZM58 93V92H57ZM68 93V92H67ZM70 93V92H69ZM108 93V92H107ZM118 93H119V91H118ZM117 93V94H118ZM132 93H134V92H132ZM136 93V92H135ZM144 93V92H143ZM223 93H226L225 94V96H227V98H228V96L230 97L231 95H227L228 94V92H225V91H223ZM234 93H236V92H234ZM240 93V92H239ZM4 94V93H3ZM52 94V96H53V94L54 93H51ZM72 94V93H71ZM84 94V95H83ZM116 94V93H115ZM115 95L116 97L118 96V95ZM128 94H130V92L128 93ZM128 94H127V96H128ZM139 94V93H138ZM142 94V93H141ZM242 94V93H241ZM49 95V94H48ZM56 95V94H55ZM62 95V94H61ZM64 95V94H63ZM65 95H66V93H65ZM104 95V94H103ZM110 95V94H109ZM137 95V94H136ZM136 95H135V98H136ZM144 95H146V93H144ZM143 95V96H144ZM198 96V98L199 99H201V96ZM206 95H208V92L205 94V96ZM213 95L215 96V94H210V96H212L213 97ZM259 95V94H258ZM5 96V95H4ZM57 96V95H56ZM55 96V97H56ZM67 96V95H66ZM70 96V95H69ZM79 96V97H78ZM112 97L114 96V95H111ZM114 96V97H115ZM132 96H133V94H132ZM140 95H137V97H139ZM202 96H204V95H202ZM219 96H221V95H219L218 94V98H219ZM1 98L3 97V95H1L0 96ZM48 97L49 96H47V99H48ZM51 97V96H50ZM58 97H60V95L58 94V96L56 97V102L54 101V99L55 98H53V97H51V101L53 102H55V103H57V102H59V100H60V98H58ZM62 97H64V96H62ZM105 97V100H106V103H108V101H107V98H106V93H105V96H103V98ZM120 97V96H119ZM130 97V96H129ZM209 97V96H208ZM246 97H247V95H246ZM245 97V98H246ZM0 98V99H1ZM38 98H39V101H38V103H36V101L38 100ZM43 98V97H42ZM52 98H53V100H52ZM57 98L59 99V100H57ZM68 98V97H67ZM110 98V97H109ZM131 99H132V97H130ZM197 98V99H198ZM202 98H204V97H202ZM215 97H213V98H211L212 100L214 99ZM226 98V99H227ZM231 98V97H230ZM240 98V97H239ZM241 98H242V96H241ZM247 98H249V97H247ZM258 98V97H257ZM6 99V97L3 99V101H2V99H1V103L2 104H0V107H2V105H3V109H5L6 107H8V108H10L12 105H13V107H12V109H14V113H12L13 111H11L10 109V111L9 112H7V111H3L2 113H3V117H5V115H6V113H7V116H6V119L8 118V119H13L14 117V119H15V123H12V122H14V119H13V121H8L9 122V124L10 123H12V125L14 124V126L13 127H16V128H14L15 130H14V133H15V131H16V129H17V126L19 125V124H21L20 122L22 121L23 122V120H24V122H26L27 120H25L24 119V116H23V118H22V116L21 115H23V112L25 111L24 110V108H22L21 106H25V102L24 103H22L21 102V100L20 99H18V100H20V101H18V100H16L15 99V101H13V100H11V98H10V96H8V103H9V101L11 100L13 103L15 102H19L20 103V105H18L17 107H21V108H17V107H15L14 106V104L13 103H11V104H9V106H7L8 105V103H7V101L5 100ZM45 99V101H43V102H47L48 100H46V98H44ZM70 99V98H69ZM81 99H84L83 101H84V104H82V105H84L83 107L81 106V103L83 102ZM117 99V98H116ZM137 99V101H140L138 98H136ZM210 99V98H209ZM211 99L210 100H208V104H209V101L211 102ZM217 99V98H216ZM215 99V100H216ZM224 100H222V99H220L219 98V100H221L220 101V103L221 102H223V103H221V104H219V103H217V104H219V105H224V103L225 102H227V100L225 99V98H223ZM243 99V98H242ZM250 99V98H249ZM248 99V100H249ZM23 100V101H24ZM65 100V99H64ZM67 100V99H66ZM115 100V99H114ZM122 100V99H121ZM215 100H213V102L215 101ZM226 100V101H225ZM230 100H232V99H230ZM4 101L7 103V105L6 106H4L5 104H4ZM10 101V102H11ZM50 101V102H51ZM74 101H72L71 100V102L73 103ZM79 101H82V102H79ZM103 101V100H102ZM116 101V100H115ZM135 101V103H136V100H134ZM133 101V102H134ZM142 101V100H141ZM198 101V100H197ZM197 101H195V102H197ZM201 100H199V102H200ZM204 101H205V99L203 100V101H201L200 103H202L203 102V105H204ZM217 102H218V99L216 100ZM216 101L214 102V104H213V102H211V104H213V105H210L211 107H209V108H213V106L214 105H216ZM61 102H62V100H61ZM66 102H70L69 100L68 101H66ZM104 102V101H103ZM123 102H126V101H124L123 100ZM130 102V101H129ZM161 101H158V103H160ZM232 102V101H231ZM27 103V102H26ZM42 103V102H41ZM48 103H49V101L45 104V108H47L48 109ZM65 104V102L63 101L62 102V104ZM71 103V104H72ZM95 103V104H94ZM135 103H133L134 105H131V108H134V107H132V106H135ZM16 104H18V103H16ZM32 104H28V105H30L31 107H32V111H30L31 112V115L32 114H34V116H35V114H37L38 112H39V110L37 111V110H35L34 111V109H36V107L35 108H33L35 105H33L32 106ZM123 104H125L126 105V103H123ZM205 104H206V101H205ZM207 104V105H208ZM234 104V103H233ZM239 104V103H238ZM237 104V105H238ZM245 104V103H244ZM11 105V106H10ZM27 105V104H26ZM59 105H61L60 103L59 104H55V105H53L52 104V106L55 108V106L57 107L58 106V108L60 109V111L62 112L63 111V109L62 108H60L59 107ZM66 105H67V103H66ZM69 105V104H68ZM74 105V103H73V106H75ZM79 105L81 106V107H79ZM125 105H123V106H121V107H119L118 109H122L121 111L123 112L124 110H123V108L124 109H126V106ZM128 105H130V103L128 104ZM138 105V106H137ZM160 105V104H159ZM202 105V104H201ZM203 105H202V107H203ZM206 105V106H207ZM219 105H217L218 107V109L220 110V112H221V109H222V114H224V112H225V108H224V111H223V106H222V108H221V106H219ZM226 105V104H225ZM29 106V107H30ZM40 108H42L43 107V105H41L40 106V104L38 105ZM37 106V107H38ZM61 106H64V105H61ZM71 106V105H70ZM76 106H75V108H76ZM90 106V107H89ZM103 106V105H102ZM115 106V105H114ZM120 106V105H119ZM227 106H229V104L227 103ZM231 106V105H230ZM248 106V105H247ZM49 107H51V104H50V106ZM65 107V106H64ZM69 107V106H68ZM67 107V108H68ZM88 107V108H87ZM129 107V106H128ZM127 107V108H128ZM136 108V110H137V108H138V112H137V114L135 113L136 112V110H134V109H131L130 107V110L131 111H134L133 112V115H132V113H131V115H129L128 117H127V119H129V121H127L126 119V125L128 126V127H130V128H132V131H131V133L129 134V136H127L126 134H125V136L126 137H129V139H126L127 141H125L126 143L128 142V147L129 148H126L127 149V151H128V154H127V151L125 150V149H123V150H125V155L126 156H131V155H135L136 156V163L138 162V165L136 164V171H139V172H136V173H134V174H137L138 175V178L140 177V176H143V174H145V176L147 175L146 173L151 169V171L153 170V175H155V177L156 176H159L160 178H156V179H158V180H156L155 182H154V180H153V178L152 177H149V176H151L152 175V173H151V175L149 174V175H147L148 176V178H149V180H150V178H152V181L150 180V181H146L147 182V184H146V186H145V182H144V186L145 187H143L142 188V190H141V192H140V190H138L139 192H138V194L136 195V196H134V197H137V199L135 198L134 199V205L132 206V203L133 202H131V204L129 203V206H132V208H131V210H132V212H131V216H130V218L128 217V221L126 222V221H124L123 220V222L125 223V226H124V228H122V230L120 231V233H121V235L119 236L118 234H120V233H118V232H115V233H117V240L115 241V239H113V237L115 238L116 236L114 235V234H112V235H114L113 237H112V239L114 240V242L113 243H109L110 245H109V247L112 245V247H110L109 248V250L110 249H112L113 247L115 248H113L112 250H110V251H112L111 252V254L110 253H107L108 255H110V257H113L114 256V258H117V259H120L122 262L124 261L123 260V254H127V255H125L126 256V258H124V259H126L124 262H128V263H130V264H136V263H139V261H140V259H142L143 257L145 258V256H146V258H148V255H145V254H148L147 252H149V256L151 255V258L153 257V255H152V253H156L155 254V257H153V258H159L160 257V255L162 254V253H164V251L162 252V250L161 249H163V250H168V252H169V254L171 255L172 253H174V252H176V253H178V252H184V249L186 250L187 249V247L188 246H192V245H188V246H186L187 245V242H189V243H192L193 245H195L194 247L192 246V251H194V252H191V255L189 254L190 253V247H188V249H190L189 251H188V249L186 250L187 251V254L186 253H184V255L180 252L179 254H178V256L179 255H183V256H185V254L188 256V257H190V256H195L196 257V260H202L204 257H206V261H208L209 260V262H203V264H264V178L262 179V180H257V178L256 177H258V176H256L254 179H250V177H248V178H246V179H244L245 180V182H244V185L240 188V193L239 194H234V195H230V197H225V196H228L229 194H231V193H233L235 190V188H234V181H233V177H237V175L236 174H234L233 173V168H231V165H232V161L230 160V158H226V156L225 155H227L226 153H227V151H226V149L227 148H229V146L230 145H237V141H238V132L237 131H233V130H229V128H227V126H228V123L225 121V122H220V124L219 125H217L216 123H214L213 121L214 120H212L213 118H215V116H216V114H219V112L218 113H216V111L217 110H215V111H213V112H215V115H212L211 113V119H207V121L206 122H204L203 123V121L201 122V123H203L202 125H201V127H199V128H197V127H195V129H194V126H193V129L195 130H193V131H185L186 130V127H184L185 129H182V124L180 125L181 126V129L177 132V131H175V129H173L174 130V132H176L175 134H173L172 132L170 133V131H169V128L170 127H168L167 126V124L165 123L166 121H165V118H167V116H169V115H171L170 113H169V115H167V110L165 111V109H162V108H160V106H158V107H152V106H148V104H145L143 101L140 103H136V106H135ZM205 107V106H204ZM208 107H207V109H208ZM216 107V106H215ZM214 107V109H216ZM237 107V106H236ZM44 108V107H43ZM45 108L42 110V112H44V111H46L45 110ZM58 108H56V111H58L57 109ZM66 108V107H65ZM70 108L71 107H69L68 109L70 110ZM114 108H117V107H114ZM128 108V109H129ZM206 108V107H205ZM227 108H229V107H226V112H229L230 113V111H231V109H233V108H229L230 109V111H227ZM2 109V108H1ZM7 109V108H6ZM15 109H19L17 112H16V110ZM26 109H27V106H26ZM51 109V112H52V107L50 108ZM62 109V110H61ZM74 109V108H73ZM101 109H103V108H101ZM127 109V110H128ZM162 109V110H161ZM199 109V108H198ZM203 110L202 111H204V108H202ZM254 109V108H253ZM22 110H23V112H22ZM27 110H30V109H27ZM68 110V111H69ZM84 110V111H85ZM120 110H118L119 111V113H120ZM129 110V111H130ZM141 110V111H140ZM209 110H211V109H209ZM235 110V109H234ZM233 110V111H234ZM239 110V109H238ZM34 111V112H33ZM37 111V112H36ZM54 111V110H53ZM71 111H72V109H71ZM74 111V110H73ZM73 111L71 112V114L73 113ZM75 111H76V109H75ZM81 111H76V113L78 114L79 112H81ZM97 111V112H96ZM130 111V112H131ZM199 111V110H198ZM200 111H201V109H200ZM201 111V112H202ZM233 111H231V113L233 112ZM236 111V113H238L237 112V110H235ZM235 111H234V114H235ZM11 112V113H10ZM15 112L16 113H22L20 116H21V121H20V119H19V123H17L18 122V114L16 115L15 114ZM33 112V113H32ZM50 112V111H49ZM49 113V114H52V113ZM59 112V111H58ZM58 112H56V114L58 113ZM64 112V111H63ZM65 112H67V111H65ZM82 112L81 113H79V114H82ZM121 112V113H122ZM201 112H198V113H200L201 114ZM206 112H209V111H206ZM211 112V111H210ZM225 112V113H226ZM8 113L9 114H12V115H9V117L10 116H12V117H8ZM25 113H29V112H27V111H25ZM41 113V112H40ZM40 113H38L39 114V118H37L38 117V115H37V117H34V116H32L33 118H36V119H39V120H36V121H34L35 123L34 124H37L36 122H38V121H40L41 119H40ZM75 113V112H74ZM96 113V114H95ZM101 113H103L102 111H101ZM104 113H106L105 111H104ZM103 113V114H104ZM126 113V112H125ZM196 113H197V111H196ZM205 113V112H204ZM241 113V112H240ZM239 113V114H240ZM249 113V112H248ZM248 113H247V115H248ZM30 114V113H29ZM41 114H45V115H47V113L46 112H44V113H41ZM54 114V113H53ZM53 115V116H44V115H42V116H44L45 118H44V121L45 120H47V122L45 121V122H43V123H47L48 124V129L46 128V126H45V129L43 128L44 126H42V124H41V126H40V131H41V129H44V131L46 130V135H47V138H48V140L50 141L51 140V138H52V140H51V142H49L46 138L44 139V140H47V141H43L42 142V139H43V137L41 136V135H43V136H45L46 137V135H44V133L43 134H41L42 132H37L36 134H39L38 136H39V138H41V139H37V138H35V140L37 139V141H34V138H33V142H31V141H29V139H28V137L26 138V140L28 141V144H29V142L32 144H29V145H27L28 147L31 145V146H33V144L35 145L37 142L39 143H47V142H49V144L47 143L46 145H48V146H45V147H43V148H39V147H37V146H39V144H37V146L35 145V147H29L30 148V150H28V147L26 148L25 147V145L24 144H27V141L25 142V143H23V142H20V141H17V139H21L22 140V136L21 137H15L16 136V134H14L13 133V130H11L10 131V133L12 132L13 134H14V137H15V139L13 140V141H8V140H6V142L7 143H9V142H15L16 141V143L17 142H19L18 143V145H20L21 146V143H22V145L24 146V147H20V146H18V148H17V146L15 147V145H14V143H12L13 144V146L12 145H10V144H7L5 141H1V140H3V139H1L3 136H1V142H0V144L2 143V142H5V144H7V145H5V144H3L4 146H6V147H9V151L14 155V151L13 150H23L24 148H25V150H23L24 151V153L21 151H18L19 153H21V156L19 155V153H15V156H16V154L17 155H19V157H16V160H17V158H19L20 160H17V161H19V162H15L14 160V163H16V164H14V163H12V162H10V161H12V157L11 156H13V155H11L10 153H8V152H3L2 154H4L5 153V155H6V153H8V154H10V157L12 158L11 160H9L10 158H7L8 160H9V163H8V161L7 162H5L4 163V165H6L7 167L5 168V167H3V160H4V156L5 155H3L2 156V158H1V154H0V159H3V160H1L2 162H0V169L2 170V171H0V222L3 224V226L0 224V256H2L3 258H4V260H3V262L2 261H0L1 263L0 264H14V262L16 261L15 260V258H19V256H17L18 254H17V251H15V249L14 248H16L17 247V245H16V247L15 246H13L14 244H15V241L19 238V237H17V235H18V233H23L22 231H21V227L26 223V215H27V213H29V212H31L30 210L33 208V210H32V212H34L33 214H32V212L29 214V215H31L32 214V217H33V215H35V216H38V214H39V216H40V214L41 215H43L42 213L44 212L46 215H44L43 217H45V218H43L42 217V221H44V219L46 220H48L49 222H50V224L52 223V226L53 227H50V229L51 228H53L52 230H49V228H48V230L49 231H51V232H49L50 234H48L47 235V237H45V238H47V241L44 239V236L42 237V235H40V234H37L36 233V235L34 234H31V232L32 231H30L28 234L29 235H27L28 237H31L30 239H28L29 241L31 240V239H33L35 242H31L32 244H30L29 243V241H28V243L30 244L29 245V248H31L32 250L31 251H33V252H31V253H28L29 251H27L25 248V251H23L24 249H23V247H22V250H19L20 251V253H19V251H18V253H19V255H21V256H23V257H21V258H23V259H25L26 261H27V259L29 260V256L28 255H30V259H32L31 258V256L32 257H34V255L36 256L35 258H37V259H35V263L34 264H36V260H37V262H38V264H43V262L45 263V264H109V263H107V261H109V260H104L103 259V261H106V262H101L102 261V259L101 260H99L98 261V258H99V256H98V258H92V254H90L91 253V251H92V249L93 250H95V245H94V243L95 242H97V241H95L94 243H93V241H92V237L94 236V238L93 239H95V237H96V235H90L91 234V232L92 231H94L95 229L93 228V229H91L92 231L90 232L89 231V227L87 228V226H94V225H96V223L93 225V220L91 221V220H89V219H91L90 217L91 216H89V212H90V210H88V208L90 207H87V208H84V210L85 209H87L86 211H88V213L86 212V214H88V216L86 215V218H84L83 219V215L85 214V211H84V214L82 215V213H83V211H82V209L83 208H81V206H80V203H81V200L84 198H86L84 195L85 194H87V192L88 191H90L91 193H90V195L89 196H94V195H92V190H91V186H90V184H89V182H91L92 180H91V177H89V175L88 174H86V176H85V178L86 179H88V177H89V179H90V181H85V180H81V179H83L82 177L80 178V175H79V178L78 177H76V178H74L73 179V177L74 176H72V175H69V173H68V175L69 176H71L72 177V179L73 180H71L70 181V179H71V177H69L66 173L64 174L63 173V176H64V178L66 179L67 177H69V178H67V179H69V180H62V173H58V171H57V174H56V170L54 169V167H59L60 165H63L64 163H65V161H66V163L67 162H69L70 160H72L73 162L74 161H77L78 163L79 162H83V160L82 159H84L86 156L87 157H89V159L87 158V160H90V157H91V160H94V159H92V157L93 156H97L98 155V153L100 152V154H101V149H100V145L97 143V139H96V131L94 132V130L97 128L96 126H94V127H96L95 129H93V131L92 132H90V133H87L88 132V130L87 129H85L86 131H84V129H83V124H82V122H80L79 121V118H78V120H76V123L74 122L75 121V119L73 120V118L71 119L72 120V122H74V124H72V125H68V120H67V116H71V114H70V112L68 113L69 115H67V114H65L66 115V119H65V115H64V113L62 114V115H60L59 117H60V122H61V120H63V119H65V120H67V121H65V123L63 122V123H60V122H58V120L57 121H55V119L56 118H54V116L56 117L57 115H59V114H57V115ZM76 114V115H77ZM78 114V115H79ZM84 114V113H83ZM127 114H129V113H127ZM194 114V113H193ZM207 114V113H206ZM227 114V113H226ZM17 117H16V116ZM77 115V116H78ZM102 115V116H101ZM106 115H108L107 117H106ZM197 115H199V114H197ZM208 115V114H207ZM220 116H221V114H219ZM232 115V114H231ZM237 115V114H236ZM235 115V116H236ZM41 116V118L43 119V117ZM73 116H75V114H73ZM121 116H122V114H121ZM137 116V117H136ZM172 116V115H171ZM201 116V115H200ZM209 116V115H208ZM239 116V115H238ZM238 116H236L235 118H237ZM240 116H241V114H240ZM246 116V115H245ZM26 117V116H25ZM29 117H31V116H29ZM29 117H27V119L29 118ZM50 117H53L54 118V121L53 122H57L58 124H55L54 123V125L53 126H55V125H57V126H55V127H52L48 122L50 121L51 122V120L53 119V118H50ZM58 117V116H57ZM58 117V118H59ZM123 117V116H122ZM197 117V116H196ZM205 117V116H204ZM204 117H202V118H204ZM207 117V116H206ZM206 117L204 118V121L206 120ZM218 117V116H217ZM222 117V116H221ZM242 117H244L243 115H242ZM254 117V116H253ZM2 117L0 116V119H1ZM119 118H121V117H118V119L115 121V123L116 122H119L118 124L120 125V123H122V121L120 122L119 120ZM125 118V117H124ZM190 118V117H189ZM193 118V117H192ZM208 118V117H207ZM233 118V117H232ZM239 119L241 118V117H238ZM6 119H1V121H2V124L1 125H3V127H4V124H6V125H8V122L7 121H5ZM7 119V120H8ZM84 119V118H83ZM188 119V118H187ZM197 119V118H196ZM199 119V118H198ZM242 119V118H241ZM245 119V118H244ZM247 119V118H246ZM244 120V121H247V120ZM250 119V118H249ZM17 120V121H16ZM30 120H32V122H29V121H27V122H29V124L30 123H32V125H34L33 124V120L34 119H30ZM69 120H70V118H69ZM167 120V119H166ZM200 120V119H199ZM199 120H197L196 121V124L197 123H199L198 121ZM235 120V119H234ZM243 120V119H242ZM0 121V122H1ZM43 121V120H42ZM77 121H79V124H77ZM90 121H91V123H90ZM161 121H163V125L161 126ZM169 121V120H168ZM190 121V120H189ZM194 121H195V119H194ZM250 122L252 121L251 119L249 120ZM257 121V120H256ZM41 122V121H40ZM53 122H51V123H53ZM70 122V121H69ZM71 122V123H72ZM101 122H104L103 121V119H102V121ZM178 122V121H177ZM254 122V121H253ZM39 123V122H38ZM67 123V124H66ZM81 123V124H80ZM166 124V126H165V124ZM188 123H190V122H188ZM194 123V125H195V122H193ZM201 123H199V125L201 124ZM237 123H238V121H237ZM248 123V122H247ZM256 123V122H255ZM260 123H262V122H260ZM16 124V125H15ZM25 124V123H24ZM23 124V125H24ZM123 124H124V122H123ZM122 124V125H123ZM191 124V123H190ZM258 124V123H257ZM28 125V124H27ZM39 125V124H38ZM38 125H37V127H38ZM68 125V126H67ZM99 125H101V124H99ZM169 125V124H168ZM198 125V124H197ZM196 125V126H197ZM198 125V126H199ZM254 125V127H255V125L256 124H253ZM252 125V126H253ZM258 125H260V124H258ZM258 125H256V128H257V131L258 130H260L261 128H262V126H263V130H264V125H260L261 126V128L260 129H258L259 127H258ZM20 127H21V129H19V131L18 132H21L22 134L24 133V132H30L29 130H28V128L30 127V125H28V128L27 127H25V126H21V125H19ZM36 126V125H35ZM34 126V127H35ZM88 126H90V125H88ZM88 126L87 127H85V128H88ZM124 126V128H125V124L123 125ZM188 126V125H187ZM190 126V125H189ZM240 126H242V125H240ZM12 126H11V124H10V126H8V129L10 130V128H11ZM27 128V129H25V128ZM33 127V126H32ZM32 127H31V129H32ZM36 127V128H37ZM101 127V126H100ZM122 127V126H121ZM162 127V128H161ZM1 128H2V126H1ZM0 128V129H1ZM5 128H7V126H5ZM24 128V129H23ZM180 128V127H179ZM178 128V129H179ZM2 129H4V128H2ZM17 129V130H18ZM35 129V128H34ZM38 129V128H37ZM97 129H101V128H99V126H98V128ZM176 129H177V127H176ZM23 132H22V131ZM24 130H28V131H24ZM99 130L97 131V132H99ZM111 130V131H110ZM127 130H129L128 128H127ZM131 130V129H130ZM130 130L128 131V132H130ZM172 130V131H173ZM189 130V129H188ZM197 130V131H196ZM262 130V131H263ZM2 131V130H1ZM33 131V130H32ZM43 131V130H42ZM122 131H123V128H122ZM3 132V131H2ZM6 132H7V129H6ZM125 132H127V131H125ZM132 132L134 133L133 134V137H131L130 135H132ZM197 132V133H196ZM261 132V131H260ZM260 132H259V134H260ZM4 133V132H3ZM2 133V134H3ZM27 133H26V135H27ZM121 133H123L124 134V132H121ZM120 133V134H121ZM28 134H31V133H28ZM32 134H35L34 132H32ZM99 134V133H98ZM250 134H255L253 131H250ZM261 134H264V132L262 133L261 132ZM260 134V135H261ZM0 135H1V133H0ZM6 135V133L4 134V136ZM11 135V134H10ZM7 136H8V132H7ZM23 136H24V138L26 137L25 136V134H23ZM34 136V135H33ZM104 136H103V138H104ZM108 136H109V138H108ZM9 137V136H8ZM11 137V136H10ZM14 137H12V138H14ZM30 138L32 137V136H29ZM35 137V136H34ZM101 137H102V135H101ZM130 137H131V139H130ZM263 137L264 136H262V138L261 139H263ZM5 138H6V136H5ZM50 138V139H49ZM111 138V139H110ZM8 139H10V138H8ZM120 139L122 140V143H124L123 141L125 140L124 138V140L122 139V136L120 137ZM30 140H32V139H30ZM39 140H41V141H39ZM264 140V139H263ZM23 141H24V139H23ZM36 142V143H35ZM119 142V144H120V142L121 141H118ZM264 142V141H263ZM15 143V144H16ZM123 144H121L120 145V147L121 148H118L117 147V150L119 149V151H121L122 150V147H124V146H122ZM1 146V145H0ZM13 148H12V147ZM125 146H126V144H125ZM6 147H5V149H6ZM11 147V148H10ZM20 147V148H19ZM259 147V146H258ZM23 148V149H22ZM37 148H39V149H37ZM125 148V147H124ZM231 148V147H230ZM1 149H4L3 148V146H1ZM11 149H13V150H11ZM32 149H33V151H32ZM36 149V150H35ZM121 149V150H120ZM132 152H129V150ZM28 150V151H27ZM122 150V151H123ZM262 150H264V148L262 149ZM4 151V150H3ZM5 151H7V150H5ZM118 151V152H119ZM226 151V152H225ZM15 152H17V151H15ZM25 152H27V153H25ZM106 151H103V155H104V153H105ZM117 152V151H116ZM1 153V152H0ZM114 153V152H113ZM129 153L131 154V155H129ZM259 153H261V152H259ZM264 153V152H263ZM22 154H23V156H22ZM26 154V155H25ZM102 154L100 155V156H102ZM107 153H105V155H106ZM109 155H107V157L109 156L110 158H111V156L112 157H114V154H112V153H108ZM119 154H123L124 155V153H121V152H119ZM90 155H93V156H90ZM104 155V156H105ZM125 155H124V157H125ZM134 155L131 157V158H133L134 157ZM9 155H6V157H8ZM14 157V156H13ZM116 157V156H115ZM232 157V156H231ZM243 158V157H242ZM248 158V157H247ZM96 159V158H95ZM99 159H100V157H99ZM107 159V158H106ZM105 158L104 159H102V157H101V159H100V161H104V160H106ZM112 159H114V158H112ZM111 159V160H112ZM251 159V158H250ZM263 159H264V157H263ZM80 160H82V161H80ZM85 160H86V158H85ZM86 160V161H87ZM97 160H98V158H97ZM108 160V161H107ZM106 161L107 162H109L110 160H109V158L107 159ZM249 160V159H248ZM5 161V160H4ZM85 161V164H87V162ZM100 161L98 160L97 162H99V164H101L102 165V163H100ZM114 161V160H113ZM71 162V161H70ZM76 162V163H77ZM96 162V163H97ZM107 162H105L104 161V165H105V167H106V170H105V168L103 169V170H101V169H98V170H101L100 172H99V174L98 175H103V174H105L106 176L108 175V173L110 172V169L111 168H109V170H108V168H107V166H108V164L110 163H108L107 164ZM258 162V161H257ZM257 162H256V164H257ZM10 164V165H8V164ZM72 163V162H71ZM71 163H67V166L68 165H70ZM75 163V164H76ZM84 163V162H83ZM95 163V162H94ZM96 163H95V165H96ZM255 163V162H254ZM80 164V163H79ZM78 164V165H79ZM89 164V163H88ZM106 164H107V166H106ZM37 167V168H35V166ZM77 165V166H78ZM93 165V164H92ZM125 165V164H124ZM148 165V167H146ZM66 166V167H67ZM80 166H81V164H80ZM87 166V165H86ZM88 166H90V164L88 165ZM100 166V165H99ZM84 167V166H83ZM82 167V169L78 166V170H79V168H80V171H83V168ZM149 167H151V168H149ZM3 168V169H2ZM5 168V169H4ZM68 169H69V167H67ZM73 168V167H72ZM93 168V167H92ZM97 168H99V167H97ZM96 168V169H97ZM100 168H102L101 166H100ZM135 168V167H134ZM147 168L149 169L148 171H147ZM58 169V168H57ZM63 169V168H62ZM62 169H60L59 171H61ZM65 169V168H64ZM74 169H75V167H74ZM91 169V168H90ZM119 169H121V168H119ZM53 170H55V172L53 171ZM89 169H86V173H87V171H88ZM94 170V169H93ZM125 170V169H124ZM264 170V169H263ZM262 170V171H263ZM67 171V170H66ZM75 170H73V172H74ZM125 171H127V169L125 170ZM147 171V172H146ZM27 172H28V175H27ZM52 172H54V174H56L55 176H53V173ZM64 172H65V170H64ZM68 172V171H67ZM71 172H72V170H71ZM94 172H96V173H98L97 172V170L96 171H94ZM146 172V173H145ZM257 172V171H256ZM264 172V171H263ZM51 173H52V177L54 178V177H56L58 180H60L57 176H58V174L61 176V180L60 181H63L62 182V184H59V183H57V186H59V187H57V186H55L56 185V183L55 182H57L56 181V178H54L55 179V181H53L54 183H55V185H53V184H51V179H53V178H50V176H51ZM79 174H80V172H78ZM83 173L85 174V172L83 171ZM112 173V172H111ZM113 173H114V171H113ZM76 174H77V171H76ZM93 174H95V173H93ZM122 174V173H121ZM73 175H75V174H73ZM78 175V174H77ZM97 175V174H96ZM97 175V176H98ZM115 175H117V174H115ZM118 175H120V174H118ZM161 175V176H160ZM26 176H28V177H26ZM65 176H67V177H65ZM90 176H91V174H90ZM96 176V178H94L93 177V181H94V183H95V180L97 181V180H100L99 179V177L100 176H98L97 177ZM130 176V175H129ZM129 176H126V177H128V178H130ZM132 176H134V175H132ZM144 176V177H145ZM104 177V176H103ZM110 177H112L113 179H115L116 180V178L115 177H117V176H115V177H113V175L111 176L110 175ZM119 177V176H118ZM117 177V178H118ZM78 178V179H77ZM121 178H123V177H121ZM121 178H120V180H121ZM136 178V177H135ZM148 178L146 179V180H148ZM53 179V180H54ZM101 179H103L102 177H101ZM258 179H260V178H258ZM80 180V181H79ZM104 180V179H103ZM106 180V179H105ZM117 180H119V179H117ZM124 180H125V178H124ZM144 180V179H143ZM160 180V181H159ZM49 181H50V183H49ZM59 181V182H60ZM66 181H70V183H65ZM107 181V180H106ZM105 181V182H106ZM110 181V180H109ZM138 181H139V179H138ZM112 182H113V180H112ZM112 182H109V184L110 183H112ZM115 182V181H114ZM120 182V181H119ZM118 181H117V183H119ZM129 182V181H128ZM131 182H132V180H131ZM134 182V181H133ZM132 182V183H133ZM137 182V181H136ZM194 182H198V183H202V182H207V183H209V185H212L213 186V188H214V185H213V183L212 182H214V183H217V184H219V185H221L220 187L219 186H217V187H219V188H221V187H223L224 188V190H225V194H224V199H222V203H221V205H225L224 203V201L223 200H225L226 198H227V201H228V205L226 206V207H224L223 208V206H221V205H219L220 204V202L219 201H217V198L216 199H214V197H217L216 195L215 196H213V197H211L212 195H210V191L208 192L209 193V195L210 196H207V197H209V198H205L204 200L205 201H203V199L201 200V199H199V198H197L198 197V193L196 194L195 193V190L198 192L199 190L198 189H201V188H198L197 187V185L195 186H193V184H194ZM61 183V182H60ZM94 183H91V184H94ZM103 183H104V181H103ZM124 183H125V181H124ZM142 183V182H141ZM64 184V185H63ZM98 181H97V183H96V187H97V189H98ZM106 184V183H105ZM120 184V183H119ZM119 184H116V187H117V185H119ZM126 185H127V183H125ZM61 185H63V186H61ZM99 185H101V184H99ZM103 185V184H102ZM101 185V186H102ZM113 185H115V184H113ZM113 185H110L111 186V188H112V186ZM122 185H124L123 184V181H122ZM122 185H120V187L122 186ZM126 185H124L125 187L124 188H126ZM133 185V184H132ZM137 185H138V182H137ZM199 185V184H198ZM228 185V186H227ZM33 186H36V188H35V190L33 189L34 187ZM94 187H95V185H93ZM100 186V187H101ZM128 186H130V185H128ZM227 186V187H226ZM261 186H263V187H261ZM93 187V188H94ZM95 187V188H96ZM99 187V188H100ZM114 188L113 190H115V189H117L116 191H122V190H118V188ZM142 187V186H141ZM196 187V188H195ZM199 187H201V186H199ZM229 187V188H228ZM37 188H40V191L41 192H43V193H41V192H37L38 190H36ZM105 188H107V187H105ZM105 188H104V191H105ZM108 188H109V185H108ZM122 188V187H121ZM135 188V184H134V187H132L131 189H128V187L126 188V189H128V190H135L134 189ZM222 188V189H223ZM260 188H262L261 190H260ZM101 189V188H100ZM138 189H140V188H138ZM184 189V190H183ZM195 189V190H194ZM221 189V190H222ZM94 190V189H93ZM102 190V189H101ZM100 190V191H101ZM109 190H110V188H109ZM125 190V189H124ZM192 190L194 191V192H192ZM218 190V189H217ZM220 190V189H219ZM224 190H222L223 191V193H224ZM99 191V192H100ZM201 191V190H200ZM205 191H206V193H207V191L208 190H206L205 189ZM39 193L40 195H38V196H40L39 198H37V193ZM123 192V191H122ZM130 192H133V191H130ZM137 192V191H136ZM202 192H204L203 191V189H202ZM93 193H95L96 194V192H93ZM118 193V192H117ZM135 193V192H134ZM134 193H132V194H134ZM205 193V192H204ZM203 193V194H204ZM208 193H207V195H208ZM213 193V192H212ZM104 195H105V193H103ZM116 194V193H115ZM123 195L125 194V193H122ZM129 194V193H128ZM131 194V193H130ZM129 194V195H130ZM200 194L201 193H199V196H200ZM203 194H201V196L200 197H205V195H203ZM214 194H217V193H214ZM100 195V194H99ZM98 195V196H99ZM119 195V194H118ZM84 196V197H83ZM102 196V195H101ZM106 196V195H105ZM125 196H126V194H125ZM125 196H123V198L125 197ZM87 197H88V194H87ZM95 197V196H94ZM117 197V196H116ZM120 197H121V195H120ZM128 197V196H127ZM129 197H131V196H129ZM203 197V198H204ZM210 197H211V200H210ZM219 197V196H218ZM235 197V198H234ZM35 198H37V201H34L35 200ZM108 197H106V199H107ZM229 198V199H228ZM50 199V200H49ZM83 199V200H84ZM230 199H235L234 201H235V205H233V200L231 201ZM105 200V199H104ZM207 200V201H206ZM209 200V201H208ZM48 201H51V203H49L48 204ZM116 201V200H115ZM129 201V200H128ZM133 201V200H132ZM227 201H226V203H227ZM230 201V202H229ZM83 202V201H82ZM84 202H85V200H84ZM87 202V201H86ZM101 202H103V201H101ZM121 202V201H120ZM93 203V202H92ZM128 203V202H127ZM84 204V203H83ZM117 204V203H116ZM126 204V203H125ZM85 205V204H84ZM86 205H87V203H86ZM90 205H92L90 208H92V207H94L93 206V204H90ZM98 205V204H97ZM103 205V204H102ZM109 205H110V203H109ZM113 205V204H112ZM120 205H121V203H120ZM218 205L220 206L219 208H221V213H220V211H219V208H218ZM101 206V205H100ZM99 206V207H100ZM106 206H104V208H105ZM109 207V206H108ZM115 207H116V205H115ZM118 207V206H117ZM235 207V208H234ZM94 208H96V206L94 207ZM110 208V207H109ZM108 208V209H109ZM121 208H124V204H123V207H121ZM189 208H194L195 210H196V213H193L192 211L190 212L189 211ZM218 208V209H217ZM224 210H223V209ZM106 209V208H105ZM113 209V208H112ZM116 209V208H115ZM129 209H130V207H129ZM128 209V210H129ZM216 209L218 210V212L220 213H218L220 216H221V214L223 215V219L221 218V217H219L217 214H216V216L214 215V218L215 219H218L217 217H219V218H221L222 220L221 221H223V223L221 222L220 223V225L219 224H216L215 225V228L217 227V225L218 226H221V224H223V229L221 230L222 231V233H219L218 232V230L220 229H216V232H215V234L216 235H213V236H217V237H213L212 236V238L210 237V235H211V232H209V230H211L212 228V226L210 227V228H208L209 230H208V233L205 231L206 229L203 227V228H198L199 226H197V223H199V221H200V223H201V225L203 224L202 222H201V220H199L200 218H202L203 216H205V213H206V217H207V215H208V217H209V214H208V212L207 211H211L212 213H213V211L215 212L216 211ZM36 210V211H35ZM91 210H94V209H91ZM96 210V209H95ZM109 210H111V209H109ZM109 210L107 211V212H109ZM118 210H120L119 208H118ZM131 210H129L128 211V214H126V217L128 216V215H130V211ZM98 211V210H97ZM113 211V210H112ZM111 211V212H112ZM223 211V212H222ZM35 212H37V213H35ZM42 212V213H41ZM92 212V216H93V212H94V215H96L97 214V212H96V214H95V211H91ZM115 212V211H114ZM211 212H209L210 213V216L212 217V213ZM100 213H102V211L100 210ZM113 213V212H112ZM121 213V212H120ZM215 213H217V212H215ZM214 213V214H215ZM37 214V215H36ZM111 214V213H110ZM122 214V213H121ZM197 214H198V216H197ZM99 215V214H98ZM97 215V216H98ZM103 215H104V212H103ZM108 215L109 214H107L106 216L108 217ZM118 215V214H117ZM120 215V214H119ZM111 216V215H110ZM115 216V215H114ZM29 217V216H28ZM41 217V216H40ZM40 217L38 218V222L37 221H35V222H37V223H39L40 221ZM96 216H94V218H95ZM100 218H101V216H99ZM103 217V216H102ZM112 218H114L113 217V215L111 216ZM111 217H109V219H108V223L110 222V223H112V222H118L117 220V216H115L116 218L115 219H117V220H115L114 219V221H109V220H111L110 218ZM126 217H124V218H126ZM207 217V218H208ZM211 217H209V219H208V221L210 220V218ZM31 217H29L28 219H30ZM37 217H35V219H36ZM94 218H92V219H94ZM104 218V217H103ZM102 218V222H105L104 220L106 219H103ZM34 219V220H35ZM98 219V218H97ZM97 219H94V221L96 222V220ZM202 219H206L205 217H203ZM98 220H100V219H98ZM113 220V219H112ZM122 220V219H121ZM127 220V219H126ZM199 220V221H198ZM220 220V219H219ZM219 220H217V221H219ZM47 221V222H48ZM198 221V222H197ZM203 221V220H202ZM207 221V220H206ZM115 222L114 223H112V224H110L108 227H109V233H111L112 231L111 230H113V229H111L110 228V226L112 225V226H115ZM121 222V221H120ZM123 222L122 223H120L122 226H120V227H123ZM28 223V222H27ZM27 223H26V226H28L29 227V225H31V223H28L29 225H27ZM46 223V221L45 222H43V223H40L41 225L42 224H45ZM101 223V222H100ZM108 223L106 224V223H104V225L106 224V226L108 225ZM127 223V224H126ZM196 225H195V224ZM50 224H46L47 225V227H49V225ZM103 223H101V225H102ZM117 224V223H116ZM194 224V225H193ZM207 224H209V226L211 225L210 223H207ZM100 225V226H101ZM104 225H103V227H104ZM199 225V224H198ZM2 226V227H1ZM8 226H11L9 229L7 228ZM42 226H44V225H42ZM51 226V225H50ZM91 226V227H92ZM98 226H99V223H98ZM206 226H208V225H206ZM45 227V226H44ZM55 227V228H54ZM95 227H97V225L95 226ZM103 227L101 226V228L103 229ZM214 227V226H213ZM16 229V230H13V229ZM34 228V227H33ZM43 228V227H42ZM46 228V227H45ZM99 228V227H98ZM100 228V229H101ZM17 229H20V231L19 230H17ZM28 229V228H27ZM35 229V228H34ZM88 229V232L90 233L89 234V236H91V238L90 237H88V234L86 235L85 233H86V230ZM97 229V228H96ZM100 229H98L97 230V234L98 235H100V234H103V235H100V236H102V237H104V235H105V237H107L106 236V234H107V232H108V230H107V227L106 228H104V229H106V232L104 233V232H102L103 230H100ZM118 230H120L119 229V227L117 228ZM204 229V230H203ZM99 230L101 231L100 232V234L98 233L99 232ZM17 231H19V232H17ZM45 231H46V229H45ZM96 231V230H95ZM94 231V232H95ZM213 232L215 231L214 230V228H213V230H212ZM14 232H16V234L14 233ZM28 232V231H27ZM188 232V234H186ZM204 232H206V233H204ZM212 232V234H214ZM33 233V232H32ZM217 233H219V234H217ZM30 234L33 236V238H32V236H30ZM207 234V236H205ZM210 234V235H209ZM15 235H16V237H17V239H16V237H15ZM22 235V234H21ZM38 235H40L41 236V242H42V240L44 239V241L43 242H45L46 244H44V247H46V249H45V251L43 250L44 248H42L43 246H38L39 245V241L38 242H36V239H34L35 238V236L36 237H38ZM97 235V236H98ZM219 235V236H218ZM110 236H111V234H109L108 235V239L110 238ZM118 236H119V238H118ZM209 236V237H208ZM104 237V239L106 240V241H108L106 238ZM21 238V237H20ZM99 238H101V237H99ZM72 239H74V240H78V241H76L77 243H79V241H80V243L79 244H91L92 243V245H93V248H90V249H88L89 251H90V253L87 251V253H86V251L85 252H83L84 250H82V249H84V248H82V249H80V250H77V248L80 246H78V247H76L75 248V245L77 244V243H75V245H74V248H73V245H68V242L69 241H67V240H71V241H74V240H72ZM98 239V238H97ZM111 239V240H112ZM233 239H234V241H233ZM19 240V239H18ZM23 240V239H22ZM96 240V239H95ZM110 240V239H109ZM233 241V243H232V245H231V242ZM100 241H102V239L100 240ZM104 241V240H103ZM192 241V242H191ZM193 241H195L194 243H193ZM17 242V241H16ZM40 242V245H43L42 243ZM75 242V241H74ZM105 242V241H104ZM109 242V241H108ZM117 242V243H116ZM35 243V245H37V247L36 246H32L33 244ZM98 243H99V240H98ZM100 243H102V242H100ZM186 243V245H184ZM82 244V245H83ZM97 246H99V244H97V243H95ZM116 246H115V245ZM168 244L170 245L171 244V246L172 245H174V246H172V247H174V250H170V251H172V252H170L169 251V249H171L170 247L171 246H168ZM19 245H20V243H19ZM21 245H22V242H21ZM28 245V244H27ZM46 245V246H45ZM101 245V244H100ZM108 245V244H107ZM154 245H157L158 246V248H157V246H155L157 249H159V251H160V253H159V251H157L156 249V252H154L155 250H154ZM160 245V246H159ZM164 245V246H163ZM167 245V246H166ZM230 245V250H228L227 248H228V246ZM24 246V245H23ZM30 246H32V247H34V248H32V247H30ZM86 246V245H85ZM84 246V247H85ZM95 246V247H94ZM161 246H163L162 248H161ZM165 246H166V249H165ZM176 246V247H175ZM180 246H182V247H184L183 248V250L181 249V247ZM196 246H197V248H196ZM232 246V247H231ZM39 247H41L42 249H40ZM92 247V246H91ZM100 247V246H99ZM102 247V250H100V248ZM100 248H99V251L101 252H103V246H101ZM152 247H153V252L151 251V253H150V251H148L150 248L152 249ZM167 247H169L168 249H167ZM205 247V248H204ZM21 248V247H20ZM36 248H38V249H36ZM87 248H89L88 246H87ZM195 250H194V249ZM204 248V249H203ZM207 248V249H206ZM17 249V248H16ZM79 249V248H78ZM97 249H98V247H97ZM96 249V250H97ZM173 249V248H172ZM175 249H177V250H175ZM178 249H180V250H178ZM203 249V250H202ZM38 250V254H35V252ZM108 249H107V251L108 252H110ZM199 250L201 251V252H199ZM227 250V251H226ZM23 251V252H22ZM39 251H44L43 253L42 252H39ZM126 251V252H125ZM224 251H226L227 253H224ZM24 252H26L25 254H24ZM115 252V253H114ZM121 252H123L122 254H121ZM125 252V253H124ZM21 253H23V254H21ZM34 253V254H33ZM94 253V252H93ZM96 253V252H95ZM193 253V254H192ZM17 254V255H16ZM28 254V255H27ZM90 254V255H89ZM98 254H100V253H98ZM112 254H113V256H112ZM158 254H160L159 256H158ZM168 254V255H169ZM207 255V256H204L203 257V255ZM95 254H93V256H94ZM164 255V254H163ZM181 255V256H182ZM16 256V257H15ZM26 256H27V258H26ZM96 256V255H95ZM124 256V257H125ZM157 256V257H156ZM174 256V255H173ZM180 256V257H181ZM182 256V257H183ZM215 257V256H220L218 259L216 258V260L215 259H213V257ZM2 257H0V259L2 258ZM100 257H102V256H100ZM177 257V256H176ZM17 258V259H18ZM143 258V259H144ZM165 258V257H164ZM198 258V259H197ZM106 259V258H105ZM113 259V258H112ZM142 259V260H143ZM173 259V258H172ZM15 260V261H14ZM21 261L22 259H18V261ZM25 260H22L23 262H24V264H29V263H27ZM33 260V259H32ZM141 260V261H142ZM145 261H146V259H144ZM144 260L141 262L140 261V263L142 264V263H144ZM149 260H150V258H149ZM152 260V259H151ZM19 261V262H20ZM21 261V263L23 264V262ZM190 261V260H189ZM205 261V260H204ZM26 262V263H25ZM195 262V261H194ZM198 262H200V261H198ZM198 262H195V263H189V264H196V263H198ZM17 263V262H16ZM15 263V264H16ZM33 263V262H32ZM127 263V264H128ZM185 263V262H184ZM31 264V263H30ZM117 264V263H116ZM119 264V263H118ZM121 264V263H120ZM122 264H124V263H122ZM147 264V263H146ZM179 264V263H178ZM183 264V263H182ZM187 264V263H186ZM200 264V263H199Z\"/></svg>", "mask_w": 264, "mask_h": 264}, {"label": "rangeland", "instance_id": "374dc122", "mask_svg": "<svg viewBox=\"0 0 264 264\" xmlns=\"http://www.w3.org/2000/svg\"><path fill=\"white\" fill-rule=\"evenodd\" d=\"M8 1L10 2V0H8ZM8 1H7V2H8ZM13 1H14V0H13ZM13 1L11 0L10 3H12ZM17 1H18V0H17ZM19 1H21V0H19ZM25 1H26V3H27V0H25ZM35 1L37 2V0H30V1L28 0V2H29L28 4H29V6H30V11H31L33 8H34V11H35L36 13H37L38 11H40V13L38 12V15L35 14L34 11H32L33 13L28 12L29 9H28L27 7H26V8L28 9L27 11H26L25 9H23V11H22V8H24L26 5H24V7H23V5H22L21 3H19V2H18L19 4L14 2L16 6H15L14 4H11V5H13L12 7L15 6V10H14V9L12 10L13 12L10 11L9 9H8V10H9V11H8L7 8H6L5 11H7V12H6L7 15H8L9 12H10V13H11L10 17L13 18V19L15 20V21L13 20V22H14V23H13V26H14L13 28L18 27L17 25L20 26V24H22V22L27 21L26 19H28L29 17L27 16L26 19H24V17H26V15H29V14H30L29 16H32V17H36V15H37V17L39 16L38 21H37V22H39V23H38L39 25L37 24L35 18H33V20H32V17H31V20H32V21H35V23L37 24V26H38L39 28H40V26L43 24V21H42L43 19H42V18H44V20H46V19H48V20H50V19H51V20H54V21H52V22H51V20H50V23H49V21H44V22H47V23H46L47 25H48V24H49V25L51 24L50 27H52V25H53V26L58 25V26L56 27V29H58L59 26H61V27L64 26L65 29L62 28L61 30H64L63 33L67 32V31H68V33H66L64 36H63V35H60L61 37H59V38H62V37H63L64 43L66 42V44H67V45L63 44V46H64L63 48H65V46H68V47H67V49L65 48L66 50L63 49V52H60V51L62 50V48L60 47L61 50H59L60 48H59L58 46H57V47H58L59 49L56 47V45H55V47H53V46H54V43H51V42H53V41H52V39H50V37H49V39H50L49 42L51 43V46H52V44H53V46H52V48H49V47H48L49 45H48V46H47L48 49L45 50V49L43 48V50H45L47 53H49L50 56L52 55L51 57L55 58V60L53 59L55 62H53V60H52V61L50 60V58L48 57L49 54H47V53H46V55L44 54L45 51H43V52H44L43 54H44L45 56L48 55L47 57H48L49 59H48L47 57H45V56H44V57L46 58L47 61L49 60L48 62H51V64H50V65H51V68H52V66L54 65L53 68H52L53 70L50 68V66H49V68H48V69L50 70V72L48 71V69H47V70L45 69L44 72H45V71H48V73H49V75H48V74H46L47 72H45V74H44V72H42V70H40V68H38V64H37V66L35 65L36 69L38 68L37 70H35V67H31V68H34V69H33V70H34L33 73H36V71H37V72L40 71V72H39L40 74H41V72H42V74H44V76H45L44 79H43L44 81L46 80V76H47V75L50 76V78H48V76H47L48 81H47V80L45 81L46 84H45L44 88L46 89V91H45L44 88H43V89H44L45 92H51V91H48V89L50 88V90H52V88H54V91H55V92H54L53 90H52L53 92H51V93H54L53 96H52L51 93H48L49 95H48V94L45 95V96L42 95V96L40 97L41 100H40L39 103H38L39 98H38V100L36 101V103H38V105H39V104H40V106L43 105L44 108L46 107L45 104L49 101L48 106H47L48 109L45 108L46 111H44V112L47 113V115H45V114H41V113H44V112H42V110L44 109L42 106H41L42 108H40L38 105H37V106H38V107H37L35 103L32 104V103H30L29 100L26 101V100L23 99V100H24V101H23L22 98H18V96H17V98H14V97H16V96L13 97L12 95H9L8 93L5 94V92H2V91H3V90H2L3 88H2L1 83L4 82V81H2V79L5 80V79H4V76L2 77L3 73L5 74V70L3 69L4 72L2 73V68L4 67L5 60H6V59L4 58V56H3L2 58H0V59H3V58H4V62H3L4 64H3V63L0 64V70H1V73H0V74H2V75H0V77H1V78H0V79H1V80H0V81H1V82H0V88H1V89H0V90H1L0 93L2 92L1 95H3V97H2V98L0 97V98H1L2 101H3V99L6 97L5 100L7 101V103H8V99H7L8 96H10L11 100L14 99L13 101H15V99H16V100L20 99L22 103L25 102V103H24L25 106L23 105V106H21V107H22V108L25 107L24 110L30 113V114H29V113L27 114V113H25V111L23 112V110H22L23 115H21L22 113H21V114H20V113H19V114L16 113L19 109H15V110H16L15 114H16V115L18 114V115H17L18 117L15 115V116L18 118V122H17V123H19V119L21 118V116H22V118H23V116H24V119L26 118L25 120H27V121H29V122H32V120H30L31 118L34 119V120H33V124L35 123L34 121L39 120V119H36V118H33V117H32V116H34V114L31 115V112H30V111H32L33 109H32V107H31L30 105H28V104H32V106L35 105V106L33 107V108L36 107V109H34V111H35V110L38 111V110L40 109L38 113L41 112V113H40V119H41L40 121H41V122L38 121L39 123L36 122L37 124L32 125V123L29 124V122H27V121L24 122V120H23V122H22V121H21L22 118L20 119V121H21L20 123H21V124H19V125H21L22 127L25 126V127L28 128V125H30V127L28 128V130H29L30 132H28V133H31V134H28L27 132H24L23 134H25V136H26V137L24 138L23 134H22L21 132H18L19 129H21V127H20L19 125L17 126V129H18V128H19V129H18V130L16 129V131H15V133H14V130H15L14 128H16V127H13L14 124L12 125V123H15V119H14L15 117L13 118V119H14V122L10 123L12 127L10 128V130L8 129V126H10V124H9L8 121L11 119L10 117H12V116L9 117V115H12V114H9V113H8V117L10 118V119L7 118L8 120L6 119L7 113H6L5 117L2 116V115H3L2 112H3L4 110H5V111L8 110L7 112H9V111L11 110V111H13L12 113H14V109H12L13 105H12V106L10 105V106H11V107H10L11 109L8 108V107H6L7 109H6V108L3 109V105H2V107H0V116H1L3 119H6L5 121L8 122V125L4 124V127H3V125H1L3 120L1 121L2 118L0 119V121H1V122H0V123H1V124H0V128H1V126H2V128H4V129H2V128L0 129V133H1L0 138H1V136H3V137L1 138V139H3V140L0 139L1 141H5V142H6V140H8V141H9V140H10V141H13V140L15 139V137H17V136H18V137H21V136H22V140H21V139L19 140V139H17V138H16V139H17V141H20V142H23V143H25V142L27 141V140H26L27 137H28L29 141H31V142H33V138H34V141H37V139H41V138H39V136H40L41 134H43L44 132H45L44 135H46V130L48 129V124H47V123H46V124L43 123V122H45V121L47 122V120L44 121V118H45L46 116L49 117L50 115L53 116V115H55L56 112H58V111H59V112H58L57 114H59V113H60V114H59V115L56 114V115L59 117V116L62 115L63 113H64V115H65V114L69 115L68 113L70 112V114H71V112L74 110L73 113L71 114V116H67V117H68V118H67V120H68V122H67L68 125H69V124L72 125V124H74V122L76 123V120H78L79 117H80V118H79V121H80V122H82V120H83V122L86 121V122L89 123V121H87V120H89V117L87 118V120H85L86 118L83 117V116H86V114H89V113H87V112H88V111L90 112L91 108L93 109V107H90V106H93V104H90V103H93V100H92V98H88L89 100H86V102H85L86 105H85V107H84V110L86 109V106H88V105L90 104V106H89L90 109L87 107V108H88V109H87L88 111H87V110H85V111L83 110V112H82L81 110H82L83 108H82L81 110H80V108H79V110H78V105L76 106L75 104L78 103V101H77L78 99H80V98L83 97L82 94H81V91L79 90V87H80V89H81V85H79V84H82V87H83V86L85 87V85L88 84V82H89L91 79H94L93 81H94L96 84L98 83V84L100 85L101 82H104V80H106V79L103 78V75H104V77L107 76V73H106V76H105L104 71L107 70L106 72H108L109 70H112L111 67H112V68H114V67H113V66L110 67V65H113V64L119 62L118 60H120V63H119V64H116V65H114V66H117V68H118V65L120 66V65L122 64L121 62H123V64L121 65V66L124 65L123 68H122L121 66H120L119 68H120V69L122 68V70H123V69H124V70L127 69L126 71H124V70H123V71L121 70V71H122V72H125V74L127 73L126 76H128V77H126L125 74H123V75H124L123 77L126 78V79L121 78V77H122V73H121V75H120L121 77H118V76H117L118 78H115V77H116L115 75H117V74H115L117 68H116V70H115V73H114V69H113V71H112V78L110 77V79H113V80L116 79L117 82H116V81L114 82L113 80L110 81V80L108 79L109 76H110L111 71H109L110 73H109V75H108L106 78H107V80L109 81V83H110V82L112 83V87H113V88L110 89V88H111V87H110L109 90H112V91H113V90L116 89L115 91H117V92H113V94H112V92L109 91L108 88H106V87H109L111 84L108 83L109 86H107V85H106V82H105V84L103 83V86L105 87V89H104L105 92H104V90H103L104 87H102V83H101V85H100V86H101L100 88L102 89V91H103L104 93H103V92H100V91H97L98 93H102V94H99L102 98H101V101H100V102H101V103H100V108H97V107H96L95 109H98V110H99V113L102 114V115H104L103 117H105V114H107V112H108V108H107V110H105V109H106L105 104L107 105V107H110V104H109L110 100L112 99L111 101L114 102V104L112 105V107H113V109L116 111L115 114H116L117 116H115V115L113 114L114 111L111 110V107L109 108V112H108V114H110V112H112V113L110 114V116L112 117V116L114 115V116H115L114 119L111 120L113 117L110 119L109 116L106 115V117L108 116L107 118H108L109 124H110L111 122H114V124H116V125H113V123L110 124V125H113V126H111V130L115 128L114 126H117L116 136H115V138L113 139V141H111L112 144H111L110 146H108V145H107L108 140H107V138H105V136L103 135V130H102V129H103V125L105 124V121H107V119L104 120V118H101L100 120L102 121V119H103L104 122H101V121H100L99 123H97L98 126H99V128H101L100 130L97 129L98 126H97L96 124H93V125L91 126V124H87V125H85V123L83 124V122H82V124L84 125V126H83L84 131H86L85 129L88 130V132L86 131L87 133L92 132L93 129H95V128L97 127V128L94 130V132L96 131V133H95L96 135H95V136H96V139H97V143L101 146V147H100V149H101V151H102L101 154L103 153V151H106L105 153H107V154L105 155V153H104L105 156H104L103 154H102V156H100L101 154H100V152H99L97 156L90 155V156H93L92 159H94V160H91V157H90V160H87V158L89 159V157L86 156L85 158H86L87 161H86L85 158H84V159H82L84 163H83V162H82V163L79 162V163L81 164V166H80V164L77 162L78 160H77V161H74V162H73L72 160H70L72 163H71L70 161L67 162L68 164L71 163V164L68 165V166H67V163H66V161H65V163H64L63 165H60L59 167H54V169L56 170V174H57V171H58L59 174L62 173V177H63L62 180L65 179L64 176H63V173H64V174L66 173L67 175H68V173H69V175L74 176L73 179L76 178V177L79 178V175H80V178L83 176L84 178L82 177L83 179H81V180H85V181H87V180L89 179V177H91V180H92V181L89 182V184H90V186L92 185V186H91V190H92L93 192H96V194L92 192V195H94L95 197H94V196L91 197V196H89L91 192L88 191V192H87L88 197H87V194L84 195V196L86 197L85 199L83 198V199L85 200V202H84V200L82 199V200H81V203H80V206H81V208H83L82 211L84 210V208H87V207H89V206L91 207L92 205H90V204H93L94 207L96 206V208H94V207H92V208L89 207V208H88V210H90V212H89L90 214L88 213V211H86L87 209H85V210H84V211H85V214H84V211H83L82 215L84 214V215H83V216H84L83 219H84V218H86V215L88 216V214H89V216H91V217H90L91 219H89V220H91V221L93 220V225L96 223L97 227H95L96 225H94V226L91 225L92 227H91V226H87V228L89 227L88 229H89L90 232L92 231L91 229H93V228H94L96 231L94 230L95 232L92 231L91 234H90V233L88 232V229H87L85 234H86V235L88 234V237H90V238H91V236H89V234H90V235H92V234H93V235H96V237H95L96 240L93 239V238H94V236H93V237H92V241H93V243H94L95 241H97V242H95V243L99 244L100 247L103 246V249H104L103 252H102V251H101V252L99 251V248H100V247L97 246L95 243H94V245H95L96 247L94 246V247H95V250H93L94 248H93L92 243H91V244H88V245L82 243V244H83V245H82V244H79L80 241H79V243L76 242V241H78L77 239H76V240L72 239V240H74L75 242H74V241H71V240H67V241H69V242H68V245H73V248H74L75 243H77V244L75 245V248L78 247V246L80 245V246L78 247L79 249L77 248V250H80V249L84 248V249H82V250H84L83 252L86 251V253H87V251L90 253L91 250L89 251L88 249L93 248L92 251H91V253H90V254H92V258H95V259H96V258H98V256H99L98 261L102 259L101 262H106V261H103V259H104V260H109V261H107V263H109V264H116V263H117V264H118V263H119V264H120V263H121V264H122V263L127 264V263H128V262H127V263L124 262V261L126 260V259H124V258H126L125 255H127V254L125 253L126 251L124 252L125 254H123V255L125 256V257L123 256V260H124L123 262H122L120 259L114 258L113 254H112L113 257H110V255L107 254V253H110V254H111V252L113 251L112 249L114 248V247H113L112 249H110V250H112V251H110L109 248L112 247V245L109 247V245H110L109 243H113V242H114L113 239H115V241L117 240V239H116V238H117V236H116L117 233H115V232L120 233V231L122 230V228H124V226H125V223L123 222V220L125 219L124 221L127 222V221H128V217L130 218V216H131V212H132V210H133V209L131 210V208H132V206L134 205V202H135L134 199H135V198L137 199V197H134V196H136V195L138 194V192H139L138 190H140V192H141L142 188L146 186V184H147L148 181H150V180L152 181V178H153V177H154V178H153L154 182H155L156 180H158V179H156L157 177L160 178L159 176H156V177H155V175H153V170L151 171V169L149 170L148 168H147V171H148V170H149V171H148V172L146 171L147 173H146V172H145V173H146L147 175H149V174L151 175V173H152V175L149 176V177H152V178H150V180H149L148 176H147V175L145 176V174H143V176H140V177L138 178V175H137V174H134V173H136V172H139V171H136V170H135V169H136V164L138 165V162L136 163L137 160L135 159L136 156L133 154L134 157L131 158L133 155H131L130 153H129V155H131L130 157H129V156H126V155L128 154V151H127L126 148H129V147H128V142L126 143L125 141H127L126 139H129V137H126L125 134H126L127 136H129V134H130L131 131H132V128L128 127V126L126 125V122L129 121V119H127V117H128L129 115H131V113H132V115H133V112H134V111H131L130 108H131V105H134V104H133V103H135L134 100H136V103H139V102L141 103V102L143 101L145 104H148V106H149V105L152 106V107H158V106H160V108L165 109V111L167 110V112H166L167 115H169V113H170L172 116H171V115L167 116V118H165V121H166L165 123L167 124L168 127H170V128H169V131L171 130L170 133L172 132L173 134L176 133V132H174L173 129H175V131L178 132V131L181 129V126H182V129H185L184 127H186V130H185V131H188V132H189V131H193V130L195 129V127H197V128L201 127V125H202L204 122H206L207 119H211V117H210L211 114H212V115H215V112H213V111H215V110H217L216 113L219 112V114H221L222 117H221L219 114H216L215 118L212 119V120H214V121H213L214 123H216L217 125H219L221 121H222V122H225V121H226V122L228 123L227 128H229V130H233V131H237V132H238L239 135H238L237 145H234V144H233V145H230L229 148L226 149V151H227L226 154H227V155H225L226 158H230V160L233 162L232 165H231V168H233V173L237 175L236 178L233 177V181L235 182V183H234V188H235L234 190H235V191H234L233 193L229 194L228 196H225V197H230V195L239 194V193H240V188L244 185V182H245L244 179H246V178H248V177H250V179H254L256 176H258V177H256L257 180H262V179L264 178V172H263V171H264V170H263V169H264V159H263V157H264V153H263L264 150H262V149L264 148V142H263V141H264V140H263L264 137H263V139H261L262 136H264V134H261V132H262V133L264 132V130L262 129V128H263L262 125H264V123H263V119H262V117H260V115H259L258 112L256 111L257 108L253 105V102H252V99H251V98H253L254 96L256 97V101L260 99V100L257 102V105H258V107H259V106H262V100H261V98H260V97H261V95H260V91H262V90H259L258 87L255 86L253 82H252V83H251V82H250V83L243 82L244 79H243L242 76H236V75H235V77H233V75H234L233 72H234L235 70L231 68V67H232L231 65H230V69L227 70L228 72H229L230 70H231V71H230L229 73L226 71L227 74H228V76L231 75V77H228V76H227V80L230 81V79H231V81H230V82H229V81H226V76H225V79H224V77H218V76L212 74V75L209 76L211 79H212L213 77L216 76L215 79L213 78V79H214L213 81H215V82H213V81L211 80V81L213 82V83H212V86H213V87L209 84V82H210V81L208 80V79H210L209 77H208V78H205V80H204V77H205V76H204V75L202 76L201 73H198L199 70H200L199 67H196V68L194 69V66H195V64H196V62H197V61L195 62V57H194V56H197V54H196L195 52H198L197 47L199 48L198 45H197V47L195 46L197 40L194 38V36H196V37L199 38V35H195V34H197L199 31H201V28H199L200 30L198 29V26H197V24H196V22H195L196 19L194 20V19L190 18V14H188V16H187V13H188L187 10H189V13H190L191 11H192V13H193V10L190 9V8H191L190 6H192V4L194 3V2L192 3L193 0H192V1H191V0H187V1L185 0V1L187 2L186 4H185V1H183V2H184V3H183V2H181L182 0H179V1L177 0V1H178V4H179V2H180V5H179V6L176 5L177 3H174L176 0H174V2H173V0H171V5H168V2H165V1H168V0H165V1L161 0L162 2L165 3V5L167 4V6H165L167 12H170V9H169V11H168L167 8H173V7H174V6H173L174 4H175V6H178V7H174V8L177 9V12H178V9H179V8H180L179 12L183 10V12H182L183 15H180L179 12L176 14V12L174 11V10H176V9H174V8L171 9L172 11H171L169 14H171L173 11H174L175 13H174V14L172 13V14L169 15V16L171 17V16L173 15L174 18H173V16H172L171 18H169L168 15H167L168 13L165 12V9H163V8H164V5L162 4L163 6H161V7H163V8H160V6H159L160 4H158V1H157V5L159 6V10H158V9H157L158 6L155 5V4H156V3H155V2H156L155 0H153L152 2H149L150 0H148V2L151 3L150 6L155 5L154 7H151V8H152V10L154 9V11H155V10H158V11H157L158 14H157V12H152L151 8H149V10L146 9V11L148 10L147 12H146V11L144 12V15H146L144 18H143V15H142V13H143L142 11H143V10H141V8H142V5L145 4V3L141 4L142 2L140 3L139 0H138V1H137V0H134V1H136L137 3L139 2L140 4H137L136 2H133V1H132V2H133V5H134V3H136L135 6H136V5L138 6V8H137V6H136L135 8H133V6H132L133 9H136V8H137L136 10H134V11H135V14H134L133 9L131 8L132 2H131L130 4H127V3H128V0H125V2H127V3H125L124 5L127 4V5L129 6V7H128V6L126 5V6H125L126 8L123 7L122 5H120V4H121V1H119V0H112L113 3L110 2L111 0H109V1H108V0H105V1H104V0H103L105 4L103 3L102 0H99V1H98V0H82V2H81L80 0H79L80 2H79L78 0H67L68 2H67L66 0H65L66 2H60V1H62V0H58V1H57V0H56V1H55V0H52L53 2L50 1V0H47V2L50 1V2H48L49 4L51 3L49 6H48V4L43 5V4L45 3L44 0H38V2L40 1V3H39L40 5H39V6L42 5L40 8L38 7V3H36ZM41 1H43V2H41ZM63 1H64V0H63ZM73 1H74V2H73ZM90 1H92V2H91L92 4L90 3ZM96 1H97V3H96ZM118 1H119V2H118ZM122 1H123V0H122ZM129 1H131V0H129ZM141 1H142V0H141ZM143 1H144V2H147V0H146V1L143 0ZM169 1H170V0H169ZM177 1H176V2H177ZM190 1H191V2H190ZM195 1H196V0H195ZM227 1H228V0H226V2H227ZM21 2H24V0H22ZM34 2H35V3H34ZM56 2H57V3H56ZM59 2H60V3H59ZM75 2H77L76 4H77L78 6H80L79 8L77 7V5H75ZM117 2H118V4H117ZM123 2H124V1H123ZM123 2H122V3H123ZM229 2H232V3L229 4ZM233 2H234L233 0H232V1L230 0V1H228V4H227V5L230 6V5L233 4ZM26 3H25V4H26ZM55 3H56L57 6L55 5ZM72 3H73V5H72ZM88 3H90V4H88ZM99 3H100V4H99ZM149 3H146V4L149 5ZM152 3H153V5H152ZM154 3H155V4H154ZM159 3H160V2H159ZM181 3H183V6H181ZM190 3H191V4H190ZM6 4H7V3H6ZM20 4H21V5H20ZM35 4H36V5H35ZM61 4H62V5H61ZM114 4H115L116 6H115ZM169 4H170V3H169ZM172 4H173V5H172ZM184 4H185V5H184ZM187 4H188V5L190 4L189 7H188ZM9 5H10V4H8V5L3 4L2 6H0V7H2V8H0V11H1V9L3 10V7H4V9H5V6H9ZM11 5H10L8 8H10ZM17 5H20V6H22V7L18 6V8H17ZM46 5H47L48 7H50L51 10H52V9H53V10L51 11L48 7H47V9H46V7L44 8V6H46ZM86 5H87V6H86ZM88 5H89V6H88ZM91 5H92V7H91ZM94 5H95V6H94ZM111 5H113V6L111 7ZM140 5H141V6H140ZM194 5L196 6V3H194L193 6H192V7L195 8ZM32 6H33V8H32ZM36 6H37V7H36ZM59 6H60V7H59ZM61 6H63L64 9H62ZM81 6H82V7L85 6V7H84L85 9H83ZM93 6H94V7H93ZM139 6H140V9H139ZM168 6H170V7H168ZM171 6H173V7H171ZM180 6H181L182 8H183V7H185V8L182 9ZM12 7H11V8H12ZM42 7H43V8H42ZM56 7H57V9H56ZM70 7H71L72 9L75 8V9L73 10L74 13H73L72 16H71V13H72V12H70V10H71ZM87 7H88V9H87ZM106 7H107V8H106ZM122 7H123V8H122ZM127 7H128L129 10H127ZM155 7H156V9H155ZM187 7H188L189 9H187ZM31 8H32V9H31ZM35 8H36V9H35ZM38 8H39V9H38ZM54 8H55L56 11L59 12V16H58V12H55ZM68 8H69V9H68ZM80 8H81V9H80ZM92 8L95 9V12H96V13L94 12V10H93ZM96 8H97V10H96ZM98 8H99V9H98ZM111 8H112V9H111ZM145 8H147V7L144 6L143 9H145ZM19 9H21V11H20ZM44 9H45L46 11H45ZM58 9H59V10H58ZM65 9H66L67 13L69 12V14H67L66 11H64ZM76 9H77V13L75 14ZM82 9H83V10H82ZM90 9H91V10H90ZM130 9H131L133 12L130 11ZM185 9H187V10L185 11ZM78 10H79V11H78ZM80 10H82V11H80ZM126 10H127V11H126ZM139 10H140V11H139ZM160 10H161V11H160ZM163 10H164V11H163ZM14 11H15V12H14ZM44 11H45V12H44ZM50 11H51V12H50ZM60 11H62V12L64 11L63 13H65L64 15H65L67 18L69 17V15L71 16V18H72V17H73V18H76V17H78V16H79V17H82V18H83V17H85V18L87 17V19L84 18L85 21H83L84 19L81 20V18H80L79 20L82 21V22H80V24H79L78 22H76V20L78 21V18H79V17L76 18V20L72 18V19H73V22H74V23L76 22V23H75V24H76V28H77L78 25H79V27L77 28V29H79L78 32L80 31V25H81V28H82V26H83V29H81L82 31H80L79 34H78V32H77V35H79V36L82 35L81 37L78 36V38H79V42H80V44H81V42H82V44L84 45V47H83V46L80 47V45L76 44V43H79V42H75V43H74V41H73L74 37H73V34H71L73 31H72V32H71V30L69 31V28L74 29V27H70V26H72V23H73V22H72L71 20H69V21L72 22V23L69 24L70 26H68V27L66 26V27H65L64 24L68 21V19H67L65 16H62V17H61V13H62V12L60 13ZM71 11H72V10H71ZM136 11H138L137 14H140V13H141V14H140L141 16H140V15L136 16V15H137V14H136ZM162 11H163V12H162ZM1 12H2V11H1ZM18 12H20V13H18ZM24 12H26V13L28 12V13H27V14L25 13V15H24ZM48 12H50V13H48ZM78 12H79V13H78ZM131 12H132V13H131ZM151 12H152V13H151ZM159 12H160V13L162 12V13L164 14V15L162 14L163 17L167 16V17H168V20H166L167 17H166L165 19H162L163 17H162V15L159 14ZM185 12H186V14H185ZM6 13H5L4 15H2L3 13H1L0 18H3V16H4V17H5V16L8 17V16L6 15ZM12 13H13V15H12ZM43 13H44V14H43ZM54 13H55V14L57 13V16H56ZM84 13H85V14H84ZM91 13H92L93 15H92ZM102 13H103V14H102ZM146 13H148L149 16H147ZM155 13H156V14H155ZM166 13H167V14H166ZM20 14H21L22 16H24V17H22ZM39 14L42 15V16H40ZM105 14H106V15H105ZM131 14H134V15L131 16ZM165 14H166V15H165ZM175 14H176L177 16H180V17L184 16V18L182 17V18L184 19V21L182 20V18L180 19V17L177 18L178 20L180 19L181 23H183V24H184V22L186 21V18H187L189 21H190V20H194V21H192L193 23H192V22L190 23V22H187V21H188V20H187L186 22H187L188 24L190 23V25H186L187 23L185 22L186 24L183 25L182 27H181V26H177V25H179V24H177V23H180V22L177 21V20L175 19V18L177 17ZM178 14H179V15H178ZM193 14H195V13H193ZM193 14H191V15L193 16ZM62 15H63V14H62ZM74 15H75V16H74ZM76 15H77V16H76ZM84 15H85V16H84ZM95 15H96V16H95ZM97 15H98V16H97ZM125 15H126V16L128 15V16L125 17ZM150 15H151V16H150ZM196 15L198 16L199 14H196ZM196 15H194V16L196 17ZM16 16H17V17L19 16V18L17 19ZM20 16L23 18L24 21L22 20V18H21ZM51 16H52V17H51ZM160 16H161V17H160ZM186 16H187V17H186ZM192 16H191V17H192ZM194 16H193V17H194ZM202 16H203V15H202ZM14 17H15V18H14ZM37 17H36V18H37ZM47 17H48V18H47ZM49 17H51V18L49 19ZM54 17H55V18H54ZM60 17H61V18H60ZM112 17H114V18H112ZM116 17H118V19H117ZM121 17H122V18H121ZM136 17H138V18H136ZM139 17H140V18H139ZM141 17L143 18V20H145V21H144L145 27H146V23H147V22H149V24H150V22H151V23H153V24L148 25V23H147V25H148L147 27L149 28L150 26H152V27H150V28H152V29H154V30H155V28H156L155 31H157V29H159V31H158V32H153V34H151L152 32H151V29H150V28H149L150 31H149V29H148V31H147L144 27L141 29V27H142L141 24H143V23H142L143 21H139V19H141ZM147 17H149V19L152 17L155 21H157V22H156V23H157V24H156L157 26H158V23H161V25H159V26H160V28H162V30L165 29L166 27H169V28H168V32H169L170 34H171V32H174L175 34H173V35H175V37H177V38H175V37H174V38L171 37L172 34H171V36H170V35H167V33H164V32L167 31V30H166L167 28L165 29L166 31H165V30H164V31H160L161 29L159 28V26H158V27L155 26V25H154V22H152V21H154L153 19H151L150 21H149V20L146 21V18H147ZM200 17H201V16H200ZM203 17H204V16H203ZM53 18H54V19H53ZM57 18L60 20V22H56V21H59V20H56V21H55V19H57ZM65 18H66L67 21L65 20ZM90 18L93 20V23H91L92 20H91ZM96 18H98V19H97L98 22L101 21L102 23H101V22L98 23V22L96 21ZM101 18H104V20L102 21ZM107 18L110 19L109 21H110L111 23L108 21ZM119 18H120L121 22L119 21ZM124 18H126V21L128 20V21H127L128 23L125 21ZM130 18H131V21H132V20H134V21H132V22L129 21ZM134 18H135V19H134ZM172 18H173V21H174V19L176 20V21H174V24H173V21L171 20ZM189 18H190V19H189ZM3 19H4V18H3ZM3 19L0 20V23L3 21ZM40 19H42V20H40ZM61 19H62V20H61ZM63 19H64L65 21H64ZM89 19H90L91 21H90ZM114 19H115V20H114ZM137 19H138V20H137ZM21 20H22V21H21ZM39 20L42 21V23H40ZM74 20H75V21H74ZM87 20H89V22H90L89 24H91L92 28L95 27V29H96L97 31L99 30V32H98L99 34L97 33L98 35H96V36H99V38L95 36V34H96L95 32H97V31H95L94 29H91V30L89 31V29H90L91 26L88 24V21H87ZM105 20H107V21L105 22ZM116 20L119 21V23H120V24H118L119 26H120L121 24H124L123 22H125V24H124L125 27H122L123 25L120 26V27H122V28H120L118 25H117L118 27H116L115 24L118 23V21H116ZM16 21H17V22H16ZM69 21H68V22H69ZM115 21H116V22H115ZM122 21H123V22H122ZM137 21H138V22H137ZM61 22H63L64 24L62 23V24H63V25H62ZM68 22H67V23H68ZM70 22H69V23H70ZM85 22H87V23H85ZM95 22H97L98 25H97V24H94ZM104 22H105V23H104ZM129 22H131L130 24H132V23H133V24L130 25ZM140 22H141V24H140ZM16 23H17V24H16ZM35 23H33V24H35ZM58 23H60V24H58ZM67 23H66V24H67ZM77 23H78V25H77ZM107 23H108V25H107ZM126 23H127V24H126ZM175 23H176V24H175ZM194 23H195V26H194V28H193L192 26H193ZM14 24H15V25H14ZM40 24H41V25H40ZM85 24H86V27L84 26ZM101 24H104V25H101ZM110 24H111V26H110ZM128 24H129V25H128ZM135 24L137 25V27H136ZM144 24H143V26H144ZM199 24H200V23H199ZM199 24H198V25H199ZM49 25H48V26H49ZM88 25H89L90 27H89ZM94 25H95V26H94ZM96 25H97L99 28H96V27H97ZM105 25L108 26L109 29H106V26H105ZM114 25H115V26H114ZM126 25H127V26H126ZM134 25H135V26H134ZM138 25H139V27H140V28H139L140 30H139V29H136V28H138ZM162 25H163V26H162ZM166 25H167V26H166ZM180 25H182V24H180ZM15 26H16V27H15ZM48 26H45V24H44L43 26H41V28L45 27L44 29H42V31H47V32H49V30H50L49 28H50V27L48 28ZM93 26H94V27H93ZM100 26H101V28H100ZM102 26H103V27H102ZM133 26H134V27H133ZM161 26H162V27H161ZM164 26H165V27H164ZM176 26H177V27H176ZM199 26H201V24H200ZM87 27H88V28H87ZM127 27H128V28L131 27L130 29H135V30H134V32H135L134 34H136V32H138V30H139L141 33H144V32H145V33L150 32V33H149L150 38L148 37V38L150 39V44H149L148 38L146 37V36H148L147 34L144 33V34L146 35V36H145V35L141 34L140 32H138V34H136V36H135V35H133V33H132L133 31H131L130 29L128 30ZM147 27H146V28H147ZM180 27H181L182 29H179ZM190 27H192V29H196L195 31H198V30H199V31H198V32H195V31L192 30ZM41 28H40V29H41ZM47 28H48V29H47ZM66 28H67L68 30H67ZM85 28H86V31H87V32H85V30H84ZM116 28H118V31H116ZM123 28H124V29H125V28L127 29V31H126V33H127V35H128L127 38H126V34H125V36H124V34H123V36L121 35L122 33H124L123 31H125ZM187 28H188V29H187ZM59 29H60V28H59ZM59 29H58V32L61 31V30H59ZM87 29H88V30H87ZM100 29H101V30H100ZM103 29H106V30H103ZM111 29H112V30H111ZM114 29H115V30H114ZM119 29H121V31H119ZM122 29H123V30H122ZM144 29H145L147 32H146V31H141V30H144ZM183 29H184V30H183ZM190 29H191L192 31H191ZM197 29H198V30H197ZM83 30H84V33L82 34ZM102 30H103V31H106V32H103ZM107 30H108V31L111 30V31H109V32H111V34H110V33H107V32H108ZM154 30H152V31H154ZM170 30H171V32H170ZM172 30H173V31H172ZM187 30H188V31H187ZM101 31H102V33H101ZM112 31H114V32H112ZM190 31H191V32L194 31V32H195V33H193L194 35H193L192 33L189 34ZM70 32H71V33H70ZM88 32H91L92 34H89ZM115 32H116V33H115ZM128 32H129L130 34H129ZM161 32L164 33V35H167L168 37L170 36V37H169V40L166 39L167 36L164 37V35L162 34L163 36H162V35H160V36H162V38L164 37L163 39H164L165 41H163V39L160 38V36H158V35H159L158 33L161 34ZM187 32H188V33H187ZM0 33H1V27H0ZM104 33H105V34L107 33V34L105 35V36H106V37H105V41L103 42V39L101 40L100 37H101V38H102V37L104 38ZM113 33H114V35L116 36V38L114 37V35H112ZM117 33H118V34H117ZM119 33H120V34H119ZM131 33H132V35H131ZM154 33H155V34H154ZM156 33H157V34H156ZM169 33H168V34H169ZM185 33H186V35H189V36L191 35V36H193V37H191V36H190V37H189V36H186ZM69 34H70V35H69ZM80 34H81V35H80ZM84 34H86V35L83 36ZM101 34H102V36H101ZM140 34L142 35V36H141V39H140V37H139ZM180 34H181L182 39H183L182 42H186L187 39H188L187 43H185V44H186L185 47H181V46H180V45H182ZM183 34L187 37L186 40L183 38V37H185ZM91 35H92V36H91ZM117 35H118V36H117ZM151 35H152V36H151ZM153 35H155V36H153ZM176 35H178V36H176ZM65 36H66V38H64ZM69 36H70V37H69ZM86 36H88L89 38H92V39L90 40V39H88V37L86 38ZM93 36H94V38H93ZM107 36H108V37H107ZM110 36H111V37H110ZM112 36H113V39L115 38V39H114V40L116 41V42L114 41L115 44H114L113 40H112V42H111V38H112ZM120 36H121L122 38H121ZM130 36H131L133 39H132ZM144 36H145V38H147V39H146L147 41L145 40ZM157 36H158V37H157ZM45 37L47 38V35H46ZM67 37H69V38H67ZM72 37H73V39H71L72 42H71V45H70V44H69V43H70V38H72ZM82 37H83V38H82ZM117 37H120V40H116ZM123 37H124V38H123ZM128 37H130L133 41L130 42L131 39L128 38ZM135 37L139 38V40H138L137 38H135ZM155 37L158 38V39H156ZM168 37H167V38H168ZM179 37H180V38H179ZM202 37H203V36H202ZM80 38H82L83 41L85 40V42L83 43V41H81ZM84 38H85V39H84ZM95 38H96V40H95ZM97 38H98V39H97ZM151 38H152V39L154 38L155 40L152 41ZM170 38H171L172 40H171ZM178 38H179V40H178ZM200 38H201V36H200ZM200 38H199L198 40H200ZM205 38H206V37H205ZM205 38H204V39L201 38V40H203V42H206L207 39L205 40ZM7 39H8V38L5 37V41H6ZM86 39H87L89 42H91L92 44L89 43ZM99 39H100L101 41H100ZM118 39H119V38H118ZM121 39H123V41H121ZM127 39H130V40H129V43H128V40H127ZM134 39H137L136 42H135ZM173 39H175L176 41L173 40ZM191 39L193 40V42H192ZM41 40L44 42L43 38H42ZM63 40L60 39L59 41H61V43H63ZM74 40H75V41H78L77 38L74 39ZM97 40H98V41H97ZM124 40H127V41H124ZM143 40H144V41H143ZM189 40H190V41H189ZM195 40H196V42H195V44H193V47L195 46V48H193V47L191 46V43H194ZM155 41H158V42H156L157 45L154 44ZM170 41H172L173 43L170 44ZM2 42H3V43H2ZM93 42H94V46L92 47ZM102 42H103V43H102ZM108 42H111V43H113V44L109 43V45H107ZM118 42H119V43H118ZM120 42H121V44H120ZM123 42L126 43V44H124ZM137 42H138V43H137ZM147 42H148V44H146ZM152 42H153V44H152ZM161 42H164V43L167 42L168 45H167V44H165V45H167L166 48H167L168 50H169L168 47H170L171 45L173 46V44H174L173 47H172V46L170 47V50L172 49V51H169L170 53L167 52L168 50L162 46V45H164V44H161V47H162V48H161L160 46H158V45H160ZM174 42H175L176 44H177V42H178L177 46H176V44H175ZM179 42H180L181 44H179ZM189 42H191V43L189 44ZM198 42H200V41H198ZM198 42H197V44H199ZM50 43H48V44H50ZM72 43H74V44H72ZM86 43H87V44H86ZM88 43H89V45H90L91 47L88 45ZM99 43L102 44V45H100ZM136 43H137V44H136ZM207 43H208V40H207ZM207 43H206V44H207ZM3 44L5 45V42L0 40V50L2 49V48H1V45H3ZM75 44L78 45V46H75ZM117 44L122 45V46L125 45L126 51L124 52V51H123V48H124V47H121V46H119V45H117ZM123 44H124V45H123ZM128 44H131L132 46H130V45L128 46ZM134 44H135L136 47H137V45H138V47H137L138 49L140 48V49H139V52H138L139 55L141 54L142 50H143V52H144V49H145V52H146L147 56H148L149 53H150L149 56L151 57V53H152V51H153V52L155 51L156 54L154 55V56H155L154 59L156 58V56H157V54L159 53V51H161L158 55H160V54L163 55V56H161V55H160V56H161L162 58H164V59L162 60V58H161L162 61H160V59H158L160 56H158V57L156 58V59L159 60V62H160L161 64L155 59V60L157 61V63H158V64H156V61H155L154 59L151 60V58H153V57H151V58L148 57V58L150 59V66H149V64H148L149 61L147 62V61H145V60L140 59V58H143L144 56H143V57H142V56H141V57H140V56H137V51H138V50L135 52L136 55H134V52H132L133 54H130V55L133 56V57H135V60H136V58H137V60L140 61V64H141V65H139L140 67H138L139 70H138V68H135V67H134L133 69L131 68V66H134L133 64H135L136 67H137V64H139V63H136L134 60H133V63H132V60H131V62H127L128 65L131 63V65H129V66L127 65V63L124 64L127 60L130 61L129 58H127L126 56L129 55L127 52H128V50H129L130 48H131V50H133L132 47L134 46ZM145 44H146V45H145ZM151 44H152L153 46H152ZM169 44H170V45H169ZM185 44H184V45H185ZM206 44H205V45H206ZM69 45H70V46H69ZM86 45H87V46H86ZM97 45H99V47H100V46H101V47L103 46V48H101V47L99 48ZM114 45H115V47H114ZM116 45H117L118 47H117ZM126 45H127V46H126ZM178 45L181 47V50L179 49L180 47H178ZM187 45L191 46L190 48H191L192 50L190 49V51H185L184 48H186V47L188 48V47H189V46H187ZM51 46H50V47H51ZM71 46H72V47H71ZM73 46H75V47H77V48L74 47V49H73ZM96 46H97V47H96ZM108 46H110V49H112V50H110ZM112 46H113V48H111ZM135 46H134V48L136 49ZM141 46H142V48H141ZM144 46H145V47L147 46V48H145ZM149 46H150V47H149ZM156 46H158V47H156ZM175 46H176V48H174ZM2 47H3V46H2ZM79 47L81 48V50H83V48L85 49L86 47L89 48L88 50H87V48H86V51L83 50L85 53L82 52V53H84L85 58L82 57V56H83L82 53H81L80 55H78V54H79V51H80V50L78 51V48H79ZM105 47H106V49H105ZM119 47H120V48H119ZM143 47H144V48H143ZM151 47H152V49H151ZM159 47H160V48H159ZM53 48H54V49H53ZM55 48L58 49V50H56ZM68 48H69V49L72 48L73 50L70 49V51H69ZM91 48H92V49L94 48V49L98 52L99 57H100L101 51L104 50V51H102V54L104 53L105 55H107V56H105V55L103 54V55L105 56V58L107 59V61H106V60L104 61L105 58H103V57H104L103 55H102L103 57L101 56V58H100V59H102V60H100L99 57L97 56V52H96L94 49H93V50H94V52H93V50H92ZM96 48H97V49L99 48V49L97 50ZM114 48L117 49V50H115ZM121 48H122V49H121ZM125 48H124V50H125ZM128 48H129V49H128ZM173 48H174V50H173ZM177 48H178V49H177ZM187 48H186V50H187ZM3 49H5V48H3ZM3 49L0 51V52H1L0 55H4V54H3V51H4ZM49 49H51L52 52H53V51H57V52H55V53L53 52V53L51 54V53H50L51 51H50V52L47 51V50H49ZM75 49H77V50H75ZM101 49H102V50H101ZM107 49H109V51H111V53H113L114 51L118 53V49H119V51L121 52V53H118L119 55H118V54H117V55H116V54H113V55H112L113 57H114V56H117V57H114L115 60L117 59V62H115L114 60L112 61V59H114V58H113V57H109V56H111V55L108 56V51H107ZM127 49H128V50H127ZM135 49H134L133 51H135ZM141 49H142V50H141ZM150 49H151L152 51H151ZM153 49H154V50H153ZM156 49H157L158 51H157ZM163 49H165V51H164ZM175 49H176V51H175ZM182 49H183L184 53H185V52H186V53L188 52V54L185 53V55H184L183 52H182ZM188 49H189V48H188ZM64 50H65V52H64ZM67 50H68V52H66ZM90 50L92 51V53H91ZM121 50H122V51H121ZM140 50H141V52H140ZM146 50H148V51H146ZM179 50H180V53L178 54ZM193 50H194L195 52H194ZM58 51H59V52H58ZM75 51H76V52L78 51V53H77V56H78V57L75 56V55H76V54H74V53H76ZM106 51H107V52H106ZM156 51H157L158 53H157ZM173 51H175L174 53L177 52L176 55L173 54ZM191 51H193L194 54H193ZM4 52L7 54V51H4ZM69 52H70V53L74 52V53H72V54L69 55L70 58L74 56V58L76 57V58L78 59L79 56L82 55L81 58H79V61L83 58V59L85 60V62H86V60H87V61L90 60L89 58H91L92 55H93V58H95V59H94V62H95L96 59H98V60H96V61H99V62H98V64H97V62H95V65L98 66V67H100V69H97L96 66L93 65L94 63H92V65H91V64H86L83 60H82V62H84V64L80 61V62H79L80 65L77 64V63H78V62H76L77 59H76V61H75V63H74V61H73L74 58H71V59H73V60L70 59V62L72 61V62L74 63V67H72V70H73V71H75V65H77V66H76V67H77V68H76V71H77V69H78L79 67H81V66L83 67V65H86V66L88 65V66H87L88 69H89V65L92 66V67L90 66V69H92L93 67H95V69H97V71L99 70L100 73L102 74V76H100L101 78L99 77L100 74L97 73V71H96L97 74H95V70H94V68H93V70H92V73H93L94 75H92L91 78H90L91 75L88 76V75L91 73V70H90V69H89L90 72H88L89 70L87 69V70H86L87 72L84 73L85 76H84V77H81L80 75L83 76L82 72H84V71H82V70H84L82 67H81L80 70H79L80 72L77 71V72H78V73H77L78 75H75V77L77 76V78L79 79V81H78L77 78H74V74H73V73L76 74V71H75V72H72V71L70 70L71 68H69V67L73 66V65H72L73 63H72V62L70 63L69 60H68V62H67V60H65L66 58H64V57H63L62 59H64V60L66 61V63H64V61L60 60V58H61L62 56H64V55H62L63 53H64V54H67V53L69 54ZM80 52H81V51H80ZM99 52H100V53H99ZM115 52H114V53H115ZM122 52L127 53V54H123ZM145 52H144V55H146ZM148 52H149V53H148ZM171 52H172V53H171ZM56 53H60L61 55H60V54H56ZM93 53H95V56H94ZM109 53H110V52H109ZM129 53H131V51H129ZM166 53L170 54L171 59H173V60L168 59V61H169V60L171 61L170 64H169V62L167 63V64H169L168 66H166L167 64H165V66H164V63H166L165 60H166L168 57L170 58V56H168V54H166ZM181 53H182L183 55H181ZM189 53H190V55H191V53L194 55V56H193V57H194V61L191 60V61H192V64L190 63V57H192V55L189 57ZM6 54H5V55H6ZM53 54H54V56H55V55H56V56L54 57ZM68 54H67V55H68ZM86 54H88V55L91 54V55H89V56H91V57H89L88 59H86V58L88 57V56L86 57ZM121 54L126 55V56H123V55H121ZM153 54H154V53H152V55H153ZM164 54H165V55H164ZM59 55H60L61 57H59ZM67 55H66V56H67ZM71 55H73V56H71ZM120 55H121L122 57H121ZM130 55H129V57H130ZM141 55H143V54H141ZM177 55H179V56L181 55L180 57H181L183 60H182L179 56H177ZM186 55H187V56H186ZM40 56H41V55H40ZM165 56H166V58H165ZM183 56H184V57H183ZM185 56H186V58L188 57V58H187V61H185ZM5 57H6V56H5ZM7 57H8V56H7ZM56 57L60 60V63H61V64L57 62L58 59H56ZM97 57H98V58H97ZM107 57L110 58V60L112 61V62H111L112 64H111V63L108 64L109 66L107 67V69L104 70L105 66L107 65L106 63H109V61H110L109 58H107ZM119 57H120L121 59H119ZM123 57H125V59H127V60H125V62H124V60L121 61L122 59H124ZM173 57L175 58V60H174ZM177 57H178V60H177ZM93 58H92V59H93ZM111 58H112V59H111ZM130 58H132V57H130ZM138 58H139V59H138ZM145 58H146V56H145ZM148 58H147V60H148ZM179 58L182 60L181 63H180V61H179ZM196 58H197V57H196ZM199 58H200V57H199V55H198V58H197V59H199ZM67 59H69V58L67 57ZM92 59H91V61L93 62ZM132 59H133V58H132ZM59 60H58V61H59ZM108 60H109V61H108ZM0 61H1V60H0ZM2 61H3V60H2ZM2 61H1V62H2ZM100 61H101L102 63H100ZM153 61H154V62H153ZM172 61H174L175 63H176V61H177V63L175 64V63H173ZM188 61H189V62H188ZM62 62H63V63H62ZM105 62H106V63H105ZM113 62H115V63H113ZM134 62H135V63H134ZM137 62H138V61H137ZM143 62H144V63H143ZM151 62H153V63H151ZM193 62H194V63H193ZM57 63H58V67H56V66H57ZM68 63H70V64H68ZM87 63H89V61H88ZM99 63H100V64H103V63H104V64H103L104 66H103V67H102V65L100 66ZM162 63H163V65H162ZM52 64H53V65H52ZM81 64H83V65H81ZM153 64H154V65H153ZM155 64H156V65H155ZM159 64L161 65V67H160ZM60 65L64 66V68H65V65H66V67H68V68H67V69H66V68L64 69L62 66L60 67ZM126 65H127L128 67H126ZM144 65H145V66H144ZM147 65H148L149 67H148ZM151 65H153V66H151ZM193 65H194V66H193ZM33 66H34V65H33ZM78 66H79V67H78ZM141 66H143V67H141ZM196 66H197V64H196ZM54 67H55V70H54ZM109 67H110V69H109ZM155 67H158V68H155ZM163 67H164V69H163ZM4 68H5V67H4ZM56 68L58 69V71H56ZM59 68H60V69H59ZM84 68H85V67H84ZM101 68H102V69H101ZM119 68H118V70H120ZM129 68H131L132 71H134V70L136 69V70H137L136 73H135L136 75H137V72H139L140 70H142V71L139 72L140 74L138 73L139 75H137L139 78H138L137 76H134V74H132V72H131V73H128V72L131 71ZM161 68L163 69L162 71L160 70ZM165 68H166V69H165ZM81 69H82V70H81ZM85 69H86V68H85ZM108 69H109V70H108ZM149 69H150V70H149ZM156 69H157V70H156ZM196 69H197L198 71H196ZM38 70H39V71H38ZM60 70H62V75H65L66 77H63V76L60 77V76H58V73L61 75ZM63 70H64V71L66 70L67 72H66V71H65V72H66V74H68V75L63 74V72H64ZM102 70H104V71H102ZM152 70H153V71L156 70V71L153 72ZM164 70H165L166 72H165ZM68 71H69V73H68ZM121 71H119V72H121ZM143 71H145V72L148 71V72L145 73V72H143ZM149 71H150V73H149ZM158 71L161 72V74H162V72H164V73L162 74V76H160V73H159ZM51 72H52V73L54 72V73L52 74ZM65 72H64V73H65ZM71 72H72V74H73V76L71 75L73 78L70 76V73H71ZM102 72H103L104 74H103ZM142 72H143V77H141V76H142V74H141ZM152 72H153V73H152ZM157 72H158V73H157ZM200 72H201V71H200ZM226 72H225V73H226ZM79 73H80V75H79ZM87 73H89V74H87ZM92 73H91V74H92ZM113 73H114L115 75H114ZM117 73H118V72H117ZM155 73H156V74H155ZM230 73H231V74H230ZM36 74H38V73H36ZM51 74H52L54 77H53ZM55 74H57V75H55ZM86 74H87V75H86ZM119 74H120V73H118V75H119ZM131 74H132L133 76H131ZM144 74H145V75H144ZM147 74H148V75H147ZM153 74H154L155 76H153ZM199 74H200V75H199ZM227 74H226V75H227ZM232 74H233V75H232ZM95 75H96V76H95ZM113 75H114V77H113ZM129 75H130L131 77H130ZM140 75H141V76H140ZM146 75H147L148 77H147ZM149 75H152V76H149ZM158 75H159V77H158ZM176 75H177V76H176ZM178 75H179V76H178ZM56 76H57V77H56ZM68 76H69V77H68ZM199 76H200L201 78H203V79H201V80L204 81L203 83H201L202 81L200 80V77H199ZM211 76H212V77H211ZM32 77H33V76H32ZM34 77H35V75H34ZM34 77H33V79H34ZM51 77H52V79H51ZM58 77H60V78H58ZM62 77H63V78H62ZM67 77H68V80H67ZM80 77H81V78H80ZM88 77H89V78H88ZM94 77H95V78H94ZM97 77H99V78H97ZM132 77H133L134 79H136V80H134ZM146 77H147V78H146ZM150 77L153 78V79H150ZM157 77H158V78H157ZM217 77H218V80H216ZM238 77H239V78H238ZM19 78L22 79L21 77H19ZM42 78H43V77H42ZM56 78L59 79L60 81L57 80ZM87 78H88V79H87ZM119 78H120V81H119ZM129 78L133 79L134 81H133V80H132V81H131V80L129 81ZM137 78H138V79H137ZM140 78H141V79L143 78V79L141 80ZM222 78H223V79H222ZM228 78H229V79H228ZM240 78H241V79H240ZM33 79L31 80V82H34V83H33V85H31V86H33L35 89L37 88L38 91H41V90H40L41 87L39 88V86H43L42 84H44V83L41 84V81H42L41 79H39V81H38L39 83H38L37 81H34V80L38 79V76H36V79H34V80H33ZM54 79H56L55 81H57V82L59 81L57 85L55 84L57 87L59 86V84H60L61 82L65 81V82H63V83H66V84H67V81H68V82H69V85H68V84H67V85H65V84L62 85V84H60L61 87H64V88H65V91H66L67 88H68V91H67L68 93H67V92H63V91H62V92H63V93H62L61 90H62L63 88H61L60 86H59V90H60V92H59V91H58V88L55 87L54 85H52L53 82H54V81L52 82V80H54ZM62 79H64V80L61 81ZM65 79H66V80H65ZM69 79H71V80H69ZM85 79L88 80L87 83H86L85 85H83V83H85V82L80 83L81 80H85ZM89 79H90V80H89ZM97 79H99V80H102V79H103V81H99V80H98V81H99V82H98ZM139 79H140L141 81H140ZM146 79H147V80H146ZM155 79H156V80H155ZM206 79H207V80H206ZM238 79H240V80H238ZM74 80H75V81H74ZM95 80H96V81H95ZM107 80H106V81H107ZM127 80H128V81H127ZM158 80H159V81H158ZM196 80H197V81H196ZM224 80H225L226 84L229 83V84H227L228 86H229V85L231 86V84H232V85H233V84H234V85L236 84L235 86H234V85L231 86L232 88L229 87V88H230V89H229L230 92L228 91V87H226L227 85H226V86L224 85V88H222L223 85H222V87L219 86V84L221 85V82H223ZM242 80H243V81H242ZM18 81H19V80H18ZM22 81H24V79H23ZM49 81H51V82H49ZM73 81H74V82H73ZM93 81H90L89 84L92 85ZM118 81H119V82H118ZM135 81H136V82H135ZM138 81H139V82H138ZM147 81H148V82H147ZM208 81H209V82H208ZM220 81H221V82H220ZM241 81H242V82H241ZM19 82H20V81H19ZM31 82H30V83H27V85H28V84H32ZM35 82H37L36 84L39 85V86H35V85H36ZM42 82H43V81H42ZM57 82H54V83H57ZM70 82H71V84H70ZM72 82H73V83H72ZM75 82H77V85H76V86L79 85V87H75L76 90L74 89V86H75V84H76ZM78 82H79V83H78ZM91 82H92V83H91ZM128 82H130L129 84H133V83H131V82H134L133 85H135V86L129 85ZM199 82H200V83H199ZM216 82H217V84H215ZM233 82H234V83H233ZM238 82H239V83H238ZM4 83H5V82H4ZM48 83H49V84H48ZM51 83H52V84H51ZM95 83H93L92 86H93L94 88H96V89H99V88H98L99 85L97 86ZM113 83H114L115 85H114ZM117 83H118L119 85H118ZM126 83H127V85H128L130 88L126 85ZM137 83H139V84H137ZM194 83H196V84H194ZM210 83H211V82H210ZM218 83H219V84H218ZM17 84H19V83L14 84V86L17 85ZM25 84H26V83H25ZM34 84H35V85H34ZM40 84H41V85H40ZM50 84L52 85V87H51ZM116 84H117V85H116ZM205 84H209L210 86H209V85L206 86ZM213 84H215V85H213ZM223 84H224V83H223ZM19 85L21 86V82H20ZM46 85H48L49 87H48V86L46 87ZM64 85H65V86H64ZM73 85H74V86H73ZM94 85H95V86H94ZM251 85H252V86H251ZM17 86H18V85H17ZM22 86H25V85H22ZM53 86H54V87H53ZM68 86H69V87H68ZM71 86H73V89L75 90V92L73 91V89L71 90V91H73V92L70 91ZM86 86H87V85H86ZM92 86H90V87H92ZM114 86H116L117 88L114 87ZM118 86H121L120 88H122V89L119 90V89H118V88H119ZM123 86H124V88H123ZM126 86H127V87H126ZM218 86L221 87L223 90H222V89H218V88H219ZM236 86H237V87H236ZM242 86H243V87H242ZM253 86H254V87H253ZM66 87H67V88H66ZM84 87H83V89H84ZM148 87H149V88H148ZM150 87H151V88H150ZM201 87H204V89L202 88V91L204 90L206 93L208 92V95L205 96L206 93H204V94L202 93L201 95L197 93V90H200L199 88H201ZM207 87H210V89H211V88L213 89L214 87H216L215 90H216V89H217L218 91L221 90L222 93H220V92L218 93L217 90H216L217 93H215V92H213L214 89L208 91V88H207ZM225 87H226L227 90H225ZM247 87H248V88H247ZM249 87H250V89H249ZM77 88H78V89H77ZM127 88H129V89L127 90ZM131 88H132L133 90H130ZM205 88H206V90H205ZM235 88H236V90H234ZM56 89H57V90H56ZM86 89H88L87 91H89V85H88V88L86 87L84 91H86ZM101 89H100V90H101ZM157 89H158V90H157ZM78 90L80 91V93L77 92ZM106 90H107L108 93L106 92ZM121 90H122V91H121ZM150 90H151V91H150ZM240 90H241V91H240ZM44 91H43V92H44ZM84 91H83V93H84ZM87 91H86V92H87ZM118 91H119V93H118ZM202 91H201V92H202ZM204 91H203V92H204ZM223 91L228 92L227 95H231V96H230L231 98H230L229 96H228V98H227V96H225L226 93H223ZM57 92H58V93H57ZM69 92H70V93H69ZM86 92H85V93H86ZM129 92H130V94H128ZM132 92H134V93H132ZM135 92H136V93H135ZM143 92L146 93V95H144ZM201 92H200V93H201ZM212 92H213V93H212ZM234 92H236V93H234ZM239 92H240V93H239ZM3 93H4V94H3ZM41 93H42V92H41ZM65 93H66L67 96L65 95ZM71 93H72V94H71ZM73 93H74V95H75V93H78V94H76V95L81 94V95H79V96H81V97H80V98H76L77 100L74 101L75 98L73 99V97H74ZM85 93H84V94H85ZM105 93H106V98H107L108 103H106L105 97L103 98V96H105ZM115 93H116V94L118 93V94H117V95H118L117 97L115 96V95H116ZM138 93H139V94H138ZM141 93H142V94H141ZM241 93H242V94H241ZM44 94H46V93H44ZM55 94H56L57 96H58V94L60 95V97H58V98H60V100L57 98V100H59V102H57V103H55V102H56L55 100H56V97H57ZM61 94H62V95H61ZM63 94H64V95H63ZM84 94H83V95H84ZM103 94H104V95H103ZM109 94H110V95H109ZM127 94H128V96H127ZM132 94H133V96H132ZM136 94H137V95H140V96L137 97ZM210 94H215V96L213 95V97H215L213 100H215L216 98L218 99V102L216 101L217 99L215 100V101H216V105H214L213 108H209V107H211L210 105H213L214 102H215V101L213 102V100L211 99V98H213V97L210 96ZM218 94L221 95V96H219V98L222 99V100H224L223 98H225V99L227 98V99H226L227 102H225L224 105H219V104H221V103H223V102L220 103L221 100H219V98H218ZM258 94H259V95H258ZM1 95H0V96H1ZM4 95H5V96H4ZM69 95H70V96H69ZM76 95H75V96H76ZM111 95H114L115 97H114V96L112 97ZM135 95H136V98H138L140 101H137V99L135 98ZM143 95H144V96H143ZM199 95L201 96V99H199L200 97L198 98ZM202 95H204V96H202ZM246 95H247V97H249L250 99L247 98ZM47 96H49L48 99H47ZM50 96L53 97V98H55V99H54L55 102H54V101L52 102V101L50 100V99H51ZM55 96H56V97H55ZM62 96H64V97H62ZM79 96H78V97H79ZM119 96H120V97H119ZM129 96L132 97V99H131ZM208 96H209V97H208ZM241 96H242L243 99L241 98ZM259 96H260V97H259ZM42 97H43V98H42ZM67 97H68V98H67ZM109 97H110V98H109ZM202 97H204V98H202ZM239 97H240V98H239ZM245 97H246V98H245ZM257 97H258V98H257ZM263 97H264V96H263ZM44 98H46V100H48V101H47V102H43V101H45ZM53 98H52V100H53ZM69 98H70V99H69ZM116 98H117V99H116ZM197 98H198V99H197ZM209 98L211 99V102H213V104H211L210 101H209V104H210V105L207 103L208 100H210ZM1 99H0V104H2V103H1V102H2ZM64 99H65V100H64ZM66 99H67V100H66ZM114 99H115L116 101H115ZM121 99H122V100H121ZM204 99H205V101H206V104H205V101H204V105H203V102H202V103H200V102L203 101ZM230 99H232V100H230ZM248 99H249V100H248ZM11 100H10V101H11ZM20 100H18V101H20ZM42 100H43V101H42ZM61 100H62V102L64 101L65 104H64V103L62 104ZM68 100H69L70 102H66V101H68ZM71 100L74 101L73 103H74V105L76 106V108H75V106H73V103L71 102ZM81 100L83 101L84 99H81ZM90 100H91L92 102H88V103H89V104H88L87 101H90ZM102 100H103L104 102H103ZM123 100L126 101V102H123ZM141 100H142V101H141ZM197 100H198V101H197ZM199 100H201V101L199 102ZM226 100H225V101H226ZM10 101H9L8 105H7V103L4 101V104L6 103L4 106H6V105L9 106V104L13 103L12 101H11V102H10ZM50 101H51V102H50ZM82 101H79V102H82ZM129 101H130V102H129ZM133 101H134V102H133ZM158 101H161V102L158 103ZM195 101H197V102H195ZM231 101H232V102H231ZM26 102H27V103H26ZM41 102H42V103H41ZM75 102H77V103H75ZM16 103H18V104H16ZM16 103H15V102L13 103L15 107H17L18 105H20L19 102H16ZM59 103H60L61 105H64V106L66 107V108H65L64 106L59 105V107L62 108L64 112H63V111L61 112L60 109L58 108V106H57V107L55 106V108L52 106V104H53V105H55V104L57 105V104H59ZM66 103H67V105H66ZM71 103H72V104H71ZM123 103H126V105L123 104ZM129 103H130V105H128ZM136 103H135V106H136ZM217 103H219V104H217ZM227 103L229 104V106H227ZM233 103H234V104H233ZM238 103H239V104H238ZM244 103H245V104H244ZM26 104H27V105H26ZM50 104H51L52 109L54 110V111L52 110V112H51V109H50L51 107H49ZM68 104H69V105H68ZM82 104H84V101L81 103V106L83 107L84 105H82ZM94 104H95V103H94ZM159 104H160V105H159ZM201 104L203 105V107H202ZM207 104H208V105H207ZM225 104H226V105H225ZM237 104H238V105H237ZM70 105H71V106H70ZM102 105H103V106H102ZM114 105H115V106H114ZM119 105H120V106H119ZM123 105L126 106V109L123 108L124 111L122 112V111H121L122 109L120 110V109H118V108L121 107V106H123ZM206 105H207V106H206ZM217 105L221 106V108H222V106H223V111H224V108H225V112H226V107H229V108L231 107V108H233V109L230 108L231 111H233V110L235 109V110H237V112H238V111H239V112L236 113V111L234 110V111H235V114H234V111L231 113L230 109L227 108V111H230V113H229V112H226V113H227V114H226V113L224 112V114H222V113H223V112H222V109H221V112H222V113H221L220 110H219L220 108L218 109V108H217V107H218ZM230 105H231V106H230ZM247 105H248V106H247ZM26 106H27V109H30V110H27V109H26ZM29 106H30V107H29ZM68 106L71 107L70 110L68 109V108H69ZM81 106L79 105V107H81ZM128 106H129L130 108H129ZM135 106H132V107H134V108H131V109L136 110V109H135V108H136ZM137 106H138V105H137ZM204 106H205L206 108H205ZM208 106H209V107H208ZM215 106H216V107H215ZM236 106H237V107H236ZM21 107L19 106V107H17V108H21ZM67 107H68V108H67ZM114 107H117V108H114ZM127 107H128L129 109H128ZM207 107H208V109H207ZM214 107H215L216 109H214ZM1 108H2V109H1ZM38 108H39V109H38ZM56 108H58V109H57L58 111H56ZM73 108H74V109H73ZM101 108H103V109H101ZM198 108H199V109H198ZM202 108H204V111H202V110H203ZM253 108H254V109H253ZM9 109H10V110H9ZM41 109H42V110H41ZM62 109H61V110H62ZM71 109H72V111H71ZM75 109H76V111H81L82 114H79V113H81V112H79V113H78L79 115H78V114L76 113ZM127 109H128V110H127ZM162 109H161V110H162ZM200 109H201L202 112L200 111ZM209 109H211V110H209ZM238 109H239V110H238ZM2 110H3V111H2ZM68 110H69V111H68ZM118 110H120V113H119ZM129 110H130L131 112H130ZM198 110H199V111H198ZM19 111H20V110H19ZM19 111H18V112H19ZM34 111H33V112H34ZM37 111H36V112H37ZM49 111H50L52 114H49V113H50ZM65 111H67V112H65ZM101 111H102L103 113H104V111H105L106 113L103 114V113H101ZM140 111H141V110H140ZM196 111H197V113H196ZM206 111H209V112H206ZM210 111H211V112H210ZM33 112H32V113H33ZM74 112H75V113H74ZM93 112H94V109H93ZM96 112H97V111H96ZM121 112H122V113H121ZM125 112H126V113H125ZM137 112H138V108H137V110H136L135 113L137 114ZM198 112H201V114L198 113ZM204 112H205V113H204ZM240 112H241V113H240ZM248 112H249V113H248ZM10 113H11V112H10ZM38 113L35 114L34 117H37V115H38L37 118H39V114H38ZM53 113H54V114H53ZM83 113H84V114H83ZM127 113H129V114H127ZM138 113H139V112H138ZM193 113H194V114H193ZM206 113H207L209 116H208ZM210 113H211V114H210ZM239 113L241 114V116H240ZM247 113H248V115H247ZM73 114H75V116H73ZM76 114H77L78 116H77ZM95 114H96V113H95ZM121 114H122L123 117L121 116ZM197 114H199V115H197ZM231 114H232V115H231ZM236 114H237V115H236ZM20 115H21V116H20ZM42 115H44L45 117L42 116ZM102 115H101V116H102ZM200 115H201V116H200ZM235 115H236V116L239 115L238 117H241L243 120H242L241 118L239 119L238 117L235 118V117H236ZM242 115H243L244 117H242ZM245 115H246V116H245ZM25 116H26V117H25ZM29 116H31V117H29ZM41 116L43 117V119L41 118ZM57 116H56V117L54 116V118H56L55 121L58 120V122H60V120H59L60 117L58 118ZM196 116H197V117H196ZM204 116H205V117H206V116L208 117V118L206 117V120H205V121H204V118H205ZM217 116H218V117H217ZM253 116H254V117H253ZM27 117H29V118L27 119ZM86 117H87V116H86ZM118 117H121V118H119V119H120V120H119L120 122L123 120L122 123H120V125L118 124L119 122H116V123H115V121L118 119ZM124 117H125V118H124ZM136 117H137V116H136ZM189 117H190V118H189ZM192 117H193V118H192ZM202 117H204V118H202ZM232 117H233V118H232ZM50 118H53V117H50ZM54 118L51 120V122L54 121ZM69 118H70V120H69ZM72 118H73V120L75 119L74 122H72V120H71ZM83 118H84V119H83ZM187 118H188V119H187ZM196 118H197V119H196ZM198 118H199L200 120H199ZM244 118H245V119L247 118L248 120L246 119L247 121H244V120H245ZM249 118L252 120L251 122L249 121V120H250ZM13 119H11L10 121H13ZM35 119H36V120H35ZM45 119H46V118H45ZM65 119H66V115H65ZM65 119L61 120L60 123H63V122L65 123V121H67V120H65ZM115 119H116V120H115ZM125 119H126L127 121H126ZM166 119H167V120H166ZM194 119H195V121H194ZM234 119H235V120H234ZM42 120H43V121H42ZM114 120H115V121H114ZM124 120H125L126 122H125ZM168 120H169V121H168ZM189 120H190V121H189ZM197 120H199V121H198L199 123H201L202 121H203V123H201L200 125H199V123H197V124L199 125V126H198V125L196 124V121H197ZM256 120H257V121H256ZM16 121H17V120H16ZM69 121H70V122H69ZM79 121H77V124H79ZM110 121H111V122H110ZM177 121H178V122H177ZM237 121H238V123H237ZM253 121H254V122H253ZM3 122H4V121H3ZM51 122L49 121L48 123H49L52 127L57 126V125L53 126L54 123H55V124H58L57 122H53V123H51ZM71 122H72V123H71ZM123 122H124V124H125V128H124V126H123V125H124ZM188 122H190L191 124L188 123ZM193 122H195V125H194ZM247 122H248V123H247ZM255 122H256V123H255ZM260 122H262V123H260ZM24 123H25V124H24ZM67 123H66V124H67ZM90 123H91V121H90ZM165 123H164V124H165ZM257 123L260 124V125L262 124V125H261L262 128H261V126L258 125ZM23 124H24V125H23ZM27 124H28V125H27ZM38 124H39V125H38ZM41 124H42V126H44V127H43L44 129H45V126H46L47 129H46L45 131H44V129H41V131H40L39 128H40ZM80 124H81V123H80ZM99 124H101V125H99ZM122 124H123V125H122ZM166 124H165V126H166ZM168 124H169V125H168ZM181 124H182V125H181ZM253 124L258 125V127H259L258 129H260V128H261V129L257 131L256 125H255V127H254ZM15 125H16V124H15ZM35 125H36V126H35ZM37 125H38V127H37ZM68 125H67V126H68ZM88 125H90V126H88ZM162 125H163V121H161V126H162ZM180 125H181V126H180ZM187 125H188V126H187ZM189 125H190V126H189ZM196 125H197V126H196ZM240 125H242V126H240ZM252 125H253V126H252ZM5 126H7V128H5ZM32 126H33V127H32ZM34 126H35V127H34ZM87 126H88V128H85V127H87ZM94 126H96V127H94ZM100 126H101V127H100ZM121 126H122V127H121ZM193 126H194V129H193ZM25 127H24V128H25ZM31 127H32V129H31ZM36 127H37L38 129H37ZM176 127H177V129H176ZM179 127H180V128H179ZM24 128H23V129H24ZM27 128H25V129H27ZM34 128H35V129H34ZM122 128H123V131H122ZM127 128H128L129 130L131 129L130 132H128L129 130H127ZM161 128H162V127H161ZM178 128H179V129H178ZM6 129H7V132H8V136H9V137L7 136ZM188 129H189V130H188ZM1 130H2L4 133H3ZM11 130H13V133L16 134L15 137H14V134H13L12 132L10 133ZM28 130H24V131H28ZM32 130H33V131H32ZM42 130H43V131H42ZM98 130H99V132H97ZM111 130H110V131H111ZM172 130H173V131H172ZM262 130H263V131H262ZM21 131H22V130H21ZM38 131H39V132H42V133H41V134L39 133L40 135H39V134H36ZM125 131H127V132H125ZM194 131H195V130H194ZM196 131H197V130H196ZM250 131H253L255 134H250ZM260 131H261V132H260ZM22 132H23V131H22ZM32 132H34L35 134H32ZM121 132H124V134L121 133ZM259 132H260L261 135L259 134ZM2 133H3V134H2ZM5 133H6V135H5L6 138H5V136H4ZM26 133H27V135H26ZM98 133H99V134H98ZM120 133H121V134H120ZM196 133H197V132H196ZM10 134H11V135H10ZM133 134H134V133L132 132V135H130V136L133 137ZM33 135H34L35 137H34ZM38 135H39V136H38ZM101 135H102V137H101ZM10 136H11V137H10ZM29 136H32V137L30 138ZM41 136L43 137L42 142L48 140L47 135H46V137L43 136V135H41ZM41 136H40V137H41ZM103 136H104V138H103ZM121 136H122V139H123V138L125 139V140L123 139V140H124V141H123L124 143H122V140L120 139ZM12 137H14V138H12ZM131 137H130V139H131ZM8 138H10V139H8ZM35 138H37V139L35 140ZM45 138H46L47 140H44ZM108 138H109V136H108ZM5 139H6V140H5ZM16 139H15V140H16ZM23 139H24V141H23ZM30 139H32V140H30ZM49 139H50V138H49ZM110 139H111V138H110ZM25 140H26V141H25ZM51 140H52V138H51ZM51 140H50V141L48 140V141L51 142ZM1 141H0V142H1ZM8 141H7V142H8ZM39 141H41V140H39ZM118 141H121L120 144H119ZM5 142H2V143L0 144V145L3 146V148H4V149H1V146H0V152H1L0 154H1V158H2L3 155H5V153L2 154L3 152H8V153H10L11 155H13V154L9 151V150H10L9 147H6V146L3 145V144H5ZM7 142H6V143H7ZM49 142H47V143L49 144ZM10 143H11V144H10ZM12 143H14L15 147L17 146V148H18V146H20V145H18L19 142L16 143V141H15V142H9V143H7V144H10V145L13 146ZM15 143H16V144H15ZM35 143H36V142H35ZM47 143H46V144H47ZM7 144H5V145H7ZM29 144H31V143L29 142ZM29 144H28V141H27V144H24V145H25V147L27 148V147H28L27 145H29ZM37 144H39V146H37ZM46 144H45V143L42 144V143H40V142H39V143L37 142L35 145H36L37 147H39V148H40V147L43 148V147H45V146H48V145H46ZM121 144H123L122 146L125 147V148L122 147V150L125 149V150L127 151V154H126V155H125V153H126L125 150H123V151H122L121 149H120L121 151H119V149L117 150V147H118V146H119L118 148H121V147H120ZM125 144H126V146H125ZM31 145H32V144H31ZM31 145H30V146H31ZM35 145L33 144V146H31V147L33 148V147H35ZM12 146H11V147H12ZM30 146H29V147H30ZM258 146H259V147H258ZM5 147H6V149H5ZM11 147H10V148H11ZM20 147H24V146L22 145V143H21V146H20ZM20 147H19V148H20ZM29 147H28V150H30ZM230 147H231V148H230ZM12 148H13V147H12ZM39 148H37V149H39ZM22 149H23V148H22ZM3 150H4V151H3ZM5 150H7V151H5ZM11 150H13V149H11ZM23 150H25V148H24ZM23 150H17V149H16V150H13V151H14V155H13L14 157L11 156L13 159L10 157V154L6 153V155H9V156H8V157H6V155L4 156V160H5V161H4L3 159H0V162H2L1 160H3V167L6 168L7 166L4 165V163L7 162V161H8V163H9V160H11V159H12V161H10V162H12V163H14V161H15V162H19V161H17V160H20V159L17 158V160H16V157H19V155L21 156V153H19L18 151H20V152L22 151V152L24 153ZM28 150H27V151H28ZM35 150H36V149H35ZM128 150H129V149H128ZM130 150H131V149H130ZM130 150H129V152L132 151V150H131V151H130ZM15 151H17V152H15ZM32 151H33V149H32ZM116 151H117V152H116ZM118 151L121 152V153H124L125 157H124L123 154H119ZM226 151H225V152H226ZM113 152H114V153H113ZM259 152H261V153H259ZM15 153H19V155L16 154V156H15ZM25 153H27V152H25ZM108 153H112V154H114V157H112V156H111V158H110L109 156L107 157V155H109ZM131 153H132V152H131ZM25 155H26V154H25ZM22 156H23V154H22ZM115 156H116V157H115ZM231 156H232V157H231ZM99 157H100V159H101V157H102V159H104V158H105V159H106V158L108 159V158H109V160H110V161H109L110 163L107 162V161H108L107 159H106L107 161L104 160L105 162H107V164L109 163L108 166H107V164H106L108 170H109V168H111V169H110V172L108 173L107 176H106L105 174H103V175H98L99 172H100L101 170H103L104 168H105V170H106V167H105V165H104V164H105L104 161H100ZM242 157H243V158H242ZM247 157H248V158H247ZM7 158H10V159L8 160ZM95 158H96V159H95ZM97 158H98V160L100 161V163L103 162L102 165L99 164V162H97V161H98ZM112 158H114V159H112ZM250 158H251V159H250ZM14 159H15V160H14ZM111 159H112V160H111ZM248 159H249V160H248ZM13 160H14V161H13ZM82 160H80V161H82ZM113 160H114V161H113ZM85 161L87 162V164H85ZM257 161H258V162H257ZM76 162H77V163H76ZM94 162H95V163L97 162L96 165H95ZM254 162H255V163H254ZM256 162H257V164H256ZM8 163H7V164H8ZM75 163H76V164H75ZM88 163L90 164V166H88V165H89ZM5 164H6V163H5ZM14 164H16V163H14ZM78 164H79V165H78ZM92 164H93V165H92ZM124 164H125V165H124ZM8 165H10V164H8ZM77 165H78L81 169H82V167L84 166V167H83V168H84L83 171L85 172V174L83 173V171H80V168H79V170H78V166H77ZM86 165H87V166H86ZM99 165H100L102 168H100ZM34 166H35V165H34ZM66 166L69 167V169H68ZM72 167H73V168H72ZM74 167H75V169H74ZM92 167H93V168H92ZM97 167H99V168H97ZM103 167H104V168H103ZM134 167H135V168H134ZM146 167H148V165H147ZM5 168H4V169H5ZM35 168H37V167L35 166ZM57 168H58V169H57ZM62 168H63V169H62ZM64 168H65V169H64ZM90 168H91V169H90ZM96 168H97V169H96ZM119 168H121V169H119ZM149 168H151V167H149ZM2 169H3V168H2ZM60 169H62V170L59 171ZM86 169H89V170L87 171V173H86ZM93 169H94V170H93ZM98 169H101V170H98ZM124 169H125V170L127 169V171H125ZM55 170H53V171L55 172ZM64 170H65V172H64ZM66 170H67L68 172H67ZM71 170H72V172H71ZM73 170H75V171L73 172ZM96 170H97L98 173L94 172V171H96ZM262 170H263V171H262ZM0 171H2V170L0 169ZM76 171H77V174H78V175L76 174ZM113 171H114V173H113ZM256 171H257V172H256ZM54 172H52V173H53V176L56 175V174H54ZM78 172H80V174H79ZM111 172H112V173H111ZM149 172H150V173H149ZM52 173H51L50 178H53V177H52ZM93 173H95V174H93ZM121 173H122V174H121ZM148 173H149V174H148ZM59 174H58L57 177L61 180V176H60L61 174H60V175H59ZM73 174H75V175H73ZM86 174L89 175L88 179L85 178ZM90 174H91V176H90ZM96 174H97L98 176H100V177H99L100 180H97V181H98V184H97V185L100 187V186L103 184V185L100 187L102 190H101L99 187H98V189H97V187H96V183H97V181L95 180V183H94V181H93V180H94L93 177L96 178V176H97ZM115 174H117V175H115ZM118 174H120V175H118ZM27 175H28V172H27ZM69 175H68V176H69ZM88 175H87V176H88ZM110 175H111V176L113 175V177H115V176H117V177L119 176V177H118V178L115 177V178H116V180H115V179H113L112 177H110ZM129 175H130V176H129ZM132 175H134V176H132ZM255 175H256V176H255ZM28 176H29V175H28ZM28 176H26V177H28ZM75 176H76V177H75ZM87 176H86V177H87ZM98 176H97V177H98ZM103 176H104V177H103ZM126 176H129L130 178H128V177H126ZM144 176H145V177H144ZM160 176H161V175H160ZM65 177H67V176H65ZM69 177H71V176H69ZM69 177H67V178H69ZM101 177H102L104 180L101 179ZM121 177H123V178H121ZM135 177H136V178H135ZM54 178H56V177H54ZM54 178H53V179H54ZM67 178H66V179H67ZM78 178H77V179H78ZM120 178H121V180H120ZM124 178H125V180H124ZM145 178H146V179L148 178V180H146ZM258 178H260V179H258ZM261 178H262V179H261ZM53 179H51L50 181H51V184H53V185H55V183H56L55 186H57V183L62 184V182H63V181H60V180H58V179L56 178V181H57V180H58V181L54 183L53 181H55V179H54V180H53ZM66 179H65V180H66ZM73 179H72V177H71L70 181L73 180ZM96 179H97V178H96ZM105 179H106L107 181H106ZM117 179H119V180H117ZM138 179H139V181H138ZM143 179H144V180H143ZM155 179H156V180H155ZM160 179H161V178H160ZM65 180H64V181H65ZM67 180H69V179H67ZM74 180H75V179H74ZM109 180H110V181H109ZM112 180H113V182H112ZM131 180H132V182H133V181H134V182L132 183ZM50 181H49V183H50ZM59 181H60L61 183H60ZM70 181H69V182L66 181L65 183H67V182L70 183ZM79 181H80V180H79ZM88 181H90V179H89ZM103 181H104V183H103ZM105 181H106V182H105ZM114 181H115V182H114ZM117 181H118V182L120 181V182H119L120 184L117 183ZM122 181H123V184H124V185H126L125 183H127L126 188L128 187V189H131L132 187H134V184H135V188H134L135 190H128V189L124 188L125 186L122 185ZM124 181H125V183H124ZM128 181H129V182H128ZM136 181L138 182V185H137V182H136ZM146 181H147V182H146ZM159 181H160V180H159ZM109 182H112V183L109 184ZM141 182H142V183H141ZM144 182H145V186H144ZM68 183H67V184H68ZM91 183H94V184H91ZM105 183H106V184H105ZM212 183H213V185H214V188H213L212 185H209V183H207V182H202V183H198V182L196 183V182H194L193 186H194V185H195V186L197 185L198 188H201V189H198V190H199L198 192L194 189V190H195V193H196V194L198 193V197H197V198H199V199H201V200L203 199V201H205L204 199H205L207 196H210V195L213 194L211 197H213V196L216 195L217 197H214V199L217 198V201H219V202L221 201L220 204H219V205H221V203H222V199H224L225 190H224L223 187L219 188L222 184L219 185V184L214 183V182H212ZM99 184H101V185H99ZM113 184H115V185H113ZM116 184H119V185H117V187H116ZM132 184H133V185H132ZM198 184H199V185H198ZM63 185H64V184H63ZM63 185H61V186H63ZM93 185H95L96 188H95ZM108 185H109L110 190H109V188H108ZM110 185H113L112 188H111ZM120 185H122V186H121L122 188L120 187ZM128 185H130V186H128ZM141 186H142V187H141ZM199 186H201V187H199ZM217 186H219V187H217ZM222 186H223V185H222ZM227 186H228V185H227ZM227 186H226V187H227ZM33 187H34L33 189L35 190L36 186H33ZM57 187H59V186H57ZM93 187H94V188H93ZM105 187H107V188H105ZM115 187L118 188V190H122L123 192H122V191H120V192H119V191H116L117 189L113 190ZM261 187H263V186H261ZM104 188H105V191H104ZM138 188H140V189H138ZM195 188H196V187H195ZM222 188H223V189H222ZM228 188H229V187H228ZM38 189H39V190H38ZM93 189H94V190H93ZM124 189H125V190H124ZM202 189H203V191H204L205 193L202 192ZM205 189L208 190L207 193L210 191V192H209L210 195H209V193H208V195H207ZM217 189H218V190H217ZM219 189H220V190H219ZM221 189L224 190V193H223V191H222ZM261 189H262V188H260V190H261ZM263 189H264V188H263ZM36 190H38L37 192H41V191H40V188H37ZM100 190H101V191H100ZM183 190H184V189H183ZM200 190H201V191H200ZM99 191H100V192H99ZM130 191H133V192H130ZM136 191H137V192H136ZM261 191H262V190H261ZM37 192H36V193H37ZM117 192H118V193H117ZM134 192H135V193H134ZM140 192H139V193H140ZM192 192H194V191L192 190ZM212 192H213V193H212ZM41 193H43V192H41ZM103 193H105L106 196H105ZM115 193H116V194H115ZM122 193H125L126 196H125V194L123 195ZM128 193H129V194L131 193V194L129 195ZM132 193H134V194H132ZM199 193H201V194L204 193L203 195H205V197H204V196H203L204 198H203V197H200L201 194H200V196H199ZM214 193H217V194H214ZM99 194H100V195H99ZM118 194H119V195H118ZM38 195H40V194L37 193V195H36L37 198L40 197V196H38ZM98 195H99V196H98ZM101 195H102V196H101ZM120 195H121V197H120ZM138 195H139V194H138ZM84 196H83V197H84ZM116 196H117V197H116ZM123 196H125V197L123 198ZM127 196H128V197H127ZM129 196H131V197H129ZM218 196H219V197H218ZM106 197H108V198L106 199ZM211 197H210V200H211ZM37 198H35L34 201H37ZM207 198H209V197H207ZM234 198H235V197H234ZM104 199H105V200H104ZM228 199H229V198H228ZM49 200H50V199H49ZM115 200H116V201H115ZM128 200H129V201H128ZM132 200H133V201H132ZM230 200L232 201L233 199H230ZM234 200H235V199H234ZM234 200H233V202H234L233 205H235V201H234ZM82 201H83V202H82ZM86 201H87V202H86ZM101 201H103V202H101ZM120 201H121V202H120ZM206 201H207V200H206ZM208 201H209V200H208ZM223 201L225 202V203H224L225 205H221V206H223V208H224V207H226V206L228 205L227 198H226L225 200H223ZM226 201H227V203H226ZM92 202H93V203H92ZM127 202H128V203H127ZM131 202H133V203H132V206H129V203L131 204ZM229 202H230V201H229ZM49 203H51V201H48V204H49ZM83 203H84L85 205H84ZM86 203H87V205H86ZM109 203H110V205H109ZM116 203H117V204H116ZM120 203H121V205H120ZM125 203H126V204H125ZM97 204H98V205H97ZM102 204H103V205H102ZM112 204H113V205H112ZM123 204H124V208H121V207H123ZM222 204H223V203H222ZM100 205H101V206H100ZM115 205H116V207H115ZM219 205H218V208L220 207ZM86 206H87V207H86ZM99 206H100V207H99ZM104 206H106V207H105L106 209L104 208ZM108 206H109L110 208H109ZM117 206H118V207H117ZM129 207H130V209H129ZM108 208L111 209V210H109ZM112 208H113V209H112ZM115 208H116V209H115ZM118 208H119L120 210H118ZM218 208H217V209H218ZM223 208H222V209H223ZM234 208H235V207H234ZM91 209H94V210H91ZM95 209H96V210H95ZM128 209L131 210V211L129 212L130 215H128V216L126 217V214H128V211H129ZM217 209H216V211H215V212H217V213H215L214 211H213V213H212L211 211H207L208 214H209V217H211L209 212L212 213V217L210 218L209 221H208L209 217H208V215H207V217H208V218H207V217H206V213H205V216H203V217H205L206 219H205V220L202 219L203 217L199 219V220H201V222H202L203 224L201 225V223H200L199 220H198L199 223H197V226H199L198 228H203V227H204V228L206 229L205 231H206L207 233H208V230H209L208 228H210L212 225L214 226V227L212 226V227H211L212 229L210 228L211 230H209V232H211V235L209 234L211 238H212L213 235H216V234H215L216 229H219V228H220V229L218 230V232L220 231L219 233H222L221 230L223 229V224H221V226H218V225H217V227L215 228V225H216V224H219V225H220L221 222L223 223V221H221V220L223 219V215H222V214H221V216L219 215V214L221 213V211H220L221 208H219L220 213L218 212ZM32 210H33V208H32L30 211L32 212ZM97 210H98V211H97ZM100 210L102 211V213H100ZM108 210H109V212H107ZM112 210H113V211H112ZM223 210H224V209H223ZM33 211H34V210H33ZM35 211H36V210H35ZM91 211H95V214H96V212H97V214L94 215V212H93V216H92V212H91ZM111 211H112L113 213H112ZM114 211H115V212H114ZM189 211H190V212L192 211L193 213H196V210H195L194 208H189ZM31 212L27 213V215H26V223H27V222H28V223H31V225H29V224L27 223V225H29V227H28V226H26V223H25V224L21 227V231H22L23 233H21V232L18 233L17 237H19V238H18L19 240L17 239V237H16V235H15V237H16V239H17V240H16L17 242L15 241V244L13 245V246H15V247H16V245H17V247H16L17 249H16V248H14V249H15V251H17V254H18V255H17V254H16V255L19 256V258L22 259V260H25V259L21 258V257H23V256L19 255V253H20L19 250H22V247H23V249L25 248L27 251H29L28 253L33 252V251H31L32 249L29 248V245L32 244V243H31L32 241H33V242H35V241H34L33 239H31L30 241L28 240V239L31 238V237H28V236H27V235H29L28 233H29L30 231H32L33 233L31 232V234H33V235H34V234L36 235V233H37V234H40V235H42V237L44 236V239L47 241V238H45V237H47V235L50 234L49 232H51V231H49V230H52V229H53V228L50 229V227H53V226H52V223L50 224V222H49L47 219H46V220L44 219V221H42V220H43L42 217H43L44 215H46L44 212H43V213L41 212V213L43 214V215L40 214L41 217L39 216V214H38V216L33 215V217H32V214H33L34 212H32V214L29 215ZM86 212H87L88 214H86ZM103 212H104V215H103ZM120 212H121L122 214H121ZM222 212H223V211H222ZM35 213H37V212H35ZM110 213H111V214H110ZM214 213H215V214H214ZM218 213H219V214H218ZM98 214H99V215H98ZM107 214H109L108 217L106 216ZM117 214H118V215H117ZM119 214H120V215H119ZM216 214H217L219 217H221L222 219L219 218V217H217L218 219H215V218H214V215L216 216ZM36 215H37V214H36ZM97 215H98V216H97ZM110 215H111V216L113 215L114 218H112ZM114 215L117 216V219H118V220L115 219L116 217H115ZM28 216L31 217V218L28 219V218H29ZM89 216H88V217H89ZM94 216H96V217L94 218ZM99 216H101V218H100ZM102 216H103L104 218H103ZM197 216H198V214H197ZM35 217H37V218L35 219ZM39 217H40V220H39L40 222L37 223ZM45 217H46V216H45ZM45 217H43V218H45ZM109 217H111V218H110L111 220H109V221H114V219L118 221V222H115V221H114V222H115V226H112V225H113L112 223H114V222H112V223L109 222L110 224H112V225L110 226V228L113 229V230H111V231H112L111 233H109V232H110V231H109L110 229H109V227H108V226L110 225V224L108 223V219H109ZM124 217H126V218H124ZM46 218H47V217H46ZM92 218H94V219H97V218H98V219H100V220L97 219L96 222H95L94 219H92ZM102 218H103V219L106 218V219L104 220L105 222H102V221H103ZM107 218H108V219H107ZM34 219H35V220H34ZM112 219H113V220H112ZM121 219H122V220H121ZM126 219H127V220H126ZM219 219H220V220H219ZM202 220H203V221H202ZM206 220H207V221H206ZM217 220H219V221H217ZM0 221H1V220H0ZM35 221H37V222H35ZM45 221H46V223H45V224H42V225H44L46 228L40 224V223H43V222H45ZM47 221H48V222H47ZM120 221H121V222H120ZM198 221H197V222H198ZM220 221H221V222H220ZM100 222L103 223V224L101 225ZM122 222H123V227H120V226H122V225L120 224V223H122ZM47 223L50 224L51 226L49 225V227H47V225H46ZM98 223H99V226H98ZM104 223H106V224L108 223V225L106 226V224L104 225ZM116 223H117V224H116ZM207 223H210L211 225L209 226V224H207ZM0 224L3 226V224H2L1 222H0ZM126 224H127V223H126ZM194 224H195V223H194ZM194 224H193V225H194ZM198 224H199V225H198ZM100 225H101L102 227H103V225H104L103 229L101 228ZM195 225H196V224H195ZM206 225H208V226H206ZM2 226H1V227H2ZM10 227H11V226H8L7 228L9 229ZM33 227H34L35 229H34ZM42 227H43V228H42ZM98 227H99V228H98ZM106 227H107V230H108L106 236L108 237V235L111 234V236H110V238H109L110 240H109L107 237H105V235H104V237H105L109 242L106 241V240L104 239V237L100 236V235H103V234H100V232H101L100 230H103L102 232H104V231L106 232V229H104V228H106ZM118 227H119L120 230L117 229ZM27 228H28V229H27ZM48 228H49V230H48ZM54 228H55V227H54ZM96 228H97V229H96ZM100 228H101V229H100ZM213 228H214V230H215L214 232L212 231ZM221 228H222V229H221ZM10 229H11V228H10ZM12 229H13V228H12ZM45 229H46V231H45ZM98 229H100L99 232H98L100 235H98V234L96 233ZM13 230H16V229H13ZM17 230L20 231V229H17ZM29 230H30V231H29ZM203 230H204V229H203ZM19 231H17V232H19ZM27 231H28V232H27ZM105 232H104V233H105ZM206 232H204V233H206ZM212 232H213L214 234H212ZM14 233L16 234V232H14ZM114 233H115V234H114ZM219 233H217V234H219ZM21 234H22V235H21ZM31 234H30V236H32ZM112 234H114L116 237L114 238V237H113L114 235H112ZM186 234H188V232H187ZM40 235H38V237L35 236L34 239L37 238V239H36V242H38V241L40 240V241L38 242V243H39L38 246H43L42 248H44L43 250L45 251L46 247H44V244H46V243L43 242L44 239L42 240L43 243L41 242V236H40ZM97 235H98V236H97ZM118 235L120 236L121 233L118 234ZM219 235H220V234H219ZM219 235H218V236H219ZM119 236H118V238H119ZM205 236H207V234H206ZM20 237H21V238H20ZM99 237H101V238H99ZM112 237H113V239H112ZM208 237H209V236H208ZM213 237H217V236H213ZM27 238H28V239H27ZM32 238H33V236H32ZM97 238H98V239H97ZM217 238H218V237H217ZM22 239H23V240H22ZM38 239H39V240H38ZM101 239H102V241H100ZM111 239H112V240H111ZM98 240H99V243H98ZM103 240H104L105 242H104ZM28 241H29L30 244L28 243ZM117 241H118V240H117ZM231 241H232V240H231ZM233 241H234V239H233ZM233 241L231 242V245H232ZM21 242H22V245H21ZM40 242H41L43 245H40ZM100 242H102V243H100ZM189 242H190V241H189ZM189 242H187V245H186V243H185L184 245L188 246V245L190 244V245H192L193 247L195 246V245H193L192 243H189ZM191 242H192V241H191ZM194 242H195V241H193V243H194ZM19 243H20V245H19ZM114 243H115V242H114ZM116 243H117V242H116ZM27 244H28V245H27ZM100 244H101V245H100ZM107 244H108V245H107ZM23 245H24V246H23ZM46 245H47V244H46ZM46 245H45V246H46ZM85 245H86V246H85ZM114 245H115V244H114ZM32 246H36V247H37V245H35V243H34ZM32 246H30V247H32ZM84 246H85V247H84ZM87 246H88L89 248H87ZM91 246H92V247H91ZM115 246H116V245H115ZM155 246H157V245H154V247H155ZM159 246H160V245H159ZM163 246H164V245H163ZM163 246H161V248H162ZM166 246H167V245H166ZM166 246H165V249H166ZM168 246H171V244H170V245L168 244ZM172 246H174V245H172ZM172 246L170 247L171 249H169V251H170V250H174V247H172ZM192 246H191V247L188 246V247H190L191 250L188 249V247H187L188 251L190 250V253H189L190 255H191V252H194V251H192ZM20 247H21V248H20ZM97 247H98V249H97ZM175 247H176V246H175ZM180 247H181V249L183 250L184 247H182V246H180ZM231 247H232V246H231ZM32 248H34V247H32ZM39 248L42 249L41 247H39ZM157 248H158V246H157ZM157 248L155 247L154 250L156 249L157 251H159V249H157ZM168 248H169V247H167V249H168ZM172 248H173V249H172ZM196 248H197V246H196ZM204 248H205V247H204ZM204 248H203V249H204ZM18 249H19V250H18ZM25 249H24L23 251H25ZM36 249H38V248H36ZM96 249H97V250H96ZM107 249H108L110 252H108ZM114 249H115V248H114ZM187 249H186V250H187ZM193 249H194V248H193ZM203 249H202V250H203ZM206 249H207V248H206ZM227 249L230 250V245L228 246ZM38 250H39V249H38ZM38 250H37V251L35 250V251H36L35 254H38V253H37ZM100 250H102V247L100 248ZM152 250H153V247H152V249L150 248L148 251H150V253H151ZM154 250H153V251H154ZM156 250H155L154 252H156ZM161 250H162V252L164 251V253H162L161 255L158 254V256L160 255L159 258H153V257H155V254H156V253H152L153 257L151 258V255L149 256V252H147L148 254H145V255H148V258H146V256H145V258L143 257L144 259H146V261L142 258V259L144 260V263H142V264H146V263H147V264H178V263H179V264H182V263H183V264H186V263L189 264V263H195V262H198V261H200V262H198V263H196V264H199V263H200V264H203V262H204V263H205V262H206V263L209 262V260L206 261V257H204V256H207L206 254L203 255L204 258H203L202 260H196V257H195V256H193V257H192V256L188 257V256H187V255H188V254H187V251H186L185 249H184V252H181V251H180L183 255H184V253L187 254V255L185 254V256H183V255L181 254L183 257H182L181 255L178 256V254H179L180 252H178V253L174 252V253H172V254L170 255L169 252H168V250H163V249H161ZM175 250H177V249H175ZM178 250H180V249H178ZM194 250H195V249H194ZM18 251H19V253H18ZM23 251H22V252H23ZM44 251H39V252H42V253H43ZM153 251H152V252H153ZM226 251H227V250H226ZM226 251H224V253H227ZM93 252H94V253H93ZM95 252H96V253H95ZM170 252H172V251H170ZM199 252H201V251L199 250ZM25 253H26V252H24V254H25ZM98 253H100V254H98ZM114 253H115V252H114ZM122 253H123V252H121V254H122ZM159 253H160V251H159ZM21 254H23V253H21ZM33 254H34V253H33ZM87 254H88V253H87ZM90 254H89V255H90ZM93 254H95L96 256H95V255L93 256ZM163 254H164V255H163ZM168 254H169V255H168ZM192 254H193V253H192ZM25 255H26V254H25ZM27 255H28V254H27ZM97 255H98V256H97ZM173 255H174V256H173ZM28 256H29V257H28L29 260L27 259V261H26V260H25V261H26L27 263H29V264H30V263H31V264H34V263H35V262H34L35 259H37V258H35L36 256H35V255H34V257H32L33 255L31 256V258H32L33 260L30 259V255H28ZM100 256H102V257H100ZM176 256H177V257H176ZM180 256H181V257H180ZM0 257H2V256H0ZM15 257H16V256H15ZM156 257H157V256H156ZM164 257H165V258H164ZM212 257H213V256H212ZM217 257H218V256H215V257H213V259L216 260ZM219 257H220V256H219ZM219 257H218V258H219ZM17 258H18V257H17ZM17 258H15L16 261L14 260V261H15L14 264H15L16 262H17L16 264H22V263H21L22 260H21V261L19 260V261H20V262H19V261H18L19 258H18V259H17ZM26 258H27V256H26ZM34 258H35V259H34ZM105 258H106V259H105ZM112 258H113V259H112ZM149 258H150V260H149ZM172 258H173V259H172ZM218 258H217V259H218ZM142 259H140V261H141ZM151 259H152V260H151ZM197 259H198V258H197ZM3 260H4V258L2 257V258L0 259V261L3 262ZM143 260H142V261H143ZM189 260H190V261H189ZM204 260H205V261H204ZM140 261H139V263H136V264H141ZM142 261H141V262H142ZM194 261H195V262H194ZM22 262H23V261H22ZM26 262H25V263H26ZM32 262H33V263H32ZM184 262H185V263H184ZM188 262H189V263H188ZM0 263H1V262H0ZM23 264H24V262H23ZM36 264H38L37 260H36ZM43 264H45V263L43 262ZM128 264H130V263H128Z\"/></svg>", "mask_w": 264, "mask_h": 264}]
</instances>
